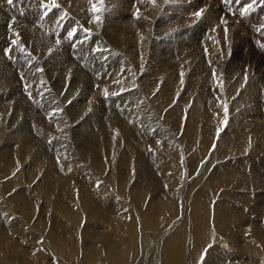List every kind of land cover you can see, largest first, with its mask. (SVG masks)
I'll return each instance as SVG.
<instances>
[{
	"label": "rangeland",
	"instance_id": "obj_1",
	"mask_svg": "<svg viewBox=\"0 0 264 264\" xmlns=\"http://www.w3.org/2000/svg\"><path fill=\"white\" fill-rule=\"evenodd\" d=\"M94 1L100 2V0H94ZM94 1L92 2V0H89V2H92V3H88L87 0H85L84 3L86 2L85 4H87V5L83 7V10H85V8L88 6V4L89 5L94 4ZM103 1H105V0H103ZM103 1L101 2L102 6H100V7L101 8L104 7V9L102 8V10H101V8L99 7L100 9L99 8L98 9L100 12L99 11L95 12V9H86L85 10L86 13H84V11L83 12L77 11L76 13H74L72 15L73 20L71 19L70 20L71 22L69 21L68 23L64 24L65 25L64 28L61 29V37L57 38V40H59V43H57V40L51 41L49 39L50 47L48 48L46 53H41L39 55V57L41 58L40 62L42 64L46 63V62H44V61H46L45 59H47V61H49L51 59L50 63L49 62L47 63V65L51 66V68H52V64H53L52 72H53V74H55V77L52 80L48 79L45 76L46 75L45 72H41V73H39V75H40L41 80L44 79V77H46L47 81H49V83L51 84V86H49V87H51V88L48 87V90H51L54 92V93L49 92V95L50 94L53 95V97H51V98H54L55 104L59 105L61 107L64 114L66 113V117L64 115V123L66 125V134L67 135H66V137H64L62 139L67 138V140H69V142H67V143L69 144L71 149H73V151L75 153H80V155L82 156V164L81 165H84L85 170H83V171L80 170L82 173L81 172L79 173L78 170L74 171L73 173H70L69 169L60 170V168H61L60 161L56 157L55 152H53L54 150L52 149V147L47 144L49 142H46L47 145L42 144L41 140L38 138V134L36 132V131H38V128L40 127V125H39L40 124V118H38L37 115L40 112L39 108H41V107L39 105H37L39 108H37V107L33 108V105H36V103H34V102H36V100H34L33 97H31V93L33 92V90H31V88H29V85L28 86L23 85L21 82V79H23V81H24V77H21V79H20L18 73L16 71H14L12 74L14 82H17L18 84H20V86L22 85V89L20 91H18L20 93L22 92L21 96H19L20 95V93H19L17 95V97H21V99L19 98V101H24L27 99L26 95L28 94L32 100V101L30 100L32 107L30 105V102H26V103L23 102V104L21 106H19L20 110L15 103H14L15 107H13L14 105L10 106V108L12 107V109H10V112L13 111L15 114L13 112L11 114L10 113L8 114V116L11 118V121H10V118L7 116L8 122L6 121V126H5L6 129L4 130L6 132H5V134H3V132H2L1 135H3V136L0 135L1 136L0 140H3V142L1 141L3 145L0 142V150H1L0 151V161H1V165H2V166L0 165L1 166L0 167V201H4V200L6 201L5 202V206L7 208L6 216H8L11 220H17L21 225H23L24 227L31 230L34 234H36V236L38 238L37 242L41 241V244H43V246H44L45 251L42 250V254L46 253L48 258L50 260H54V261H56L55 260L56 256L64 258L68 261L72 258V256H74V258L72 259V264H74L73 260L78 264H111L119 252H121L122 250H129L128 248H125L119 242L120 241L125 242L127 240V238L129 236H131L129 231L131 232L132 227H135L137 225L140 235H142L146 241V244L143 247V250L141 251V253H136L137 257H140V260H142V264H170L169 262H170V255L171 254H173V255L178 254V260H177L176 264H218V263L212 262V261H217V257L215 256L216 253L217 254L220 253L218 256H220L224 259H225L226 254L223 255L222 250L220 251V249H218L216 251L213 248L214 245L211 246L208 244V247H206V248H204L203 246H199L200 239L198 237L194 236L195 233L194 234L191 233V231L193 229V225L190 227V224H192V222H189L188 219H187V221H185V222H188L186 224V228H185V230L187 231V234L184 235V241L180 242V244H179L180 247H178L172 243L169 246H164L163 251L160 253L157 252L156 253L157 256H155V255L151 254L153 252L151 251V246L149 244L150 243H151V245L155 244L158 247L159 245L157 244V242L161 241V239H163V240H164V238L166 239V235H167L168 231L172 232L173 227L175 229L178 225H181L183 223L182 221H184V218H186L188 216V213L184 214V209H185L184 206L186 204V209H187V204L190 203L188 200L189 197L194 198V195H195L197 198L200 199V201H202V199L204 201V199L206 197H207L206 199L208 200V198H209L208 196H210V194H211L210 201L212 200V203H211L212 208H214L213 205H215L219 201H222V200L229 201L232 199L236 200V198H231V197H229V195L227 197L224 195H221L220 193L222 192V190H225V188L223 186L216 188V185L211 183L212 178L215 175H218L217 173L214 172L215 168L218 167L217 165H220V162H222L221 163V164H223L222 169L224 170L223 173H229L232 171H235V172L237 171L238 175L240 176L241 182L252 183L253 187H250V188L248 187L249 189H247L246 187H241L239 189L240 190L239 191L240 196H239V194H237V195H238L239 199L241 198L240 203H239V201L238 202L231 201V203H230L235 208H237V209L239 208V211H237L238 215L236 214V216L233 217V216H231V213H228L227 220H225V221H228V223L223 224V227L221 226L220 223L216 224V226L218 225L217 228L222 230L223 233H226V236H224L222 233H219V234L216 233V235H218L221 238H217V237H215V238L217 241L228 242L227 240L231 236H234V235L236 236L237 246H238V244L240 245L239 248L242 250L243 255L246 257L240 256L242 253L238 254L237 257L240 259L237 258L236 262H238V263L234 262V264H245V262H246V264H249V263H251V264H256V263L257 264H264V244L261 245V241H260V240L264 239V231H263V229H264V227H263L264 226V211H263L264 210V165H263L264 164V135H262L261 132L258 131L259 126L257 124H259L260 120L259 119L255 120V117H257V113H258V110L256 109V106L258 107L257 96L258 95H260L261 97L263 96L261 102H264V91H263V89H264V26H260L259 22H257V20L255 18L251 17L252 12L249 13L248 11H245V10H242V12H240V10H238L239 8L234 6L235 3H237V0H231V2L227 3V4L225 3V0H169V1H166L167 3L164 0L162 2V4L164 2L165 3L163 5L161 4L162 5L161 10L155 12L156 19L151 24H150V21H148V20L146 21L142 11H140V9H142L141 4L136 5L135 7L134 6L131 7V4L126 5V3H125L124 6L119 7V9H118L113 4L109 3L110 5L108 6V3H104ZM126 1H128V0H126ZM248 1H253V3L255 4V3H257L258 0H248ZM105 2H107V1H105ZM194 5H196V6H194ZM105 7L108 9L106 10V12H103V11H105ZM121 8H125L127 15L121 14V12H120V10L122 11ZM134 8H136V9H134ZM261 9H263V7ZM87 11H88V13L89 12L90 13L88 14ZM107 11H110V12L108 13ZM116 11H117V15H116ZM118 11H119L120 15L118 14ZM92 13H98V15H93ZM197 13H201V14L198 16V15H196ZM3 14H4V12H2V13L0 12V22L2 25L5 26V28H3V29H5L8 32L7 28H8L9 23H7L6 25L4 24L7 19L5 18V16ZM99 15H100V17H99ZM110 15L112 16V18ZM1 16H3V17H1ZM8 16H9V14H8ZM91 16L92 17L94 16V17L92 18ZM96 16L99 17V19H97ZM123 16L127 19L125 20V18ZM247 17L249 18V20ZM192 18L197 19L196 22H195V20L193 21L194 25H196V27H194V28H196V29H193L189 32L190 36L187 37V38L190 37L189 39H186V40L180 39V37H182L183 35H186V33L185 32L183 33V31H184V29H186V27L190 26L188 24L192 23V20H191ZM198 18H199V20H198ZM85 20H87V21H85ZM205 20H207V22H205ZM84 21H85V23H84ZM109 21L112 22V25H111V22H109ZM114 21L118 22L117 27H116V24L113 23ZM202 21H203V23H202ZM74 22H75V24H74ZM70 23H71V25L73 24V26H72L73 28L71 27ZM101 23H103V25ZM104 23H105V25H104ZM135 23L143 25V28H141L140 30L142 32L143 31L147 32V35L145 37L141 36L140 32L138 33V30L136 28H134ZM107 24H109V25H107ZM149 24H150V26H149ZM197 24H199L198 25L199 27L197 26ZM224 24L227 26V28H226V26H224ZM77 25H78V27H77ZM79 25H81V26H79ZM85 26H87V27H85ZM217 26H218V28H217ZM74 27L76 29V33H77V31H80L83 33V34L80 33V35H82V37L85 35L86 37L84 36V38H82L79 36H74V38H68L66 34L69 31H72V29H74ZM125 27H127V28L125 29ZM110 28L115 30V31H113V30L111 31ZM77 29H79V30H77ZM86 29H88V30H86ZM108 29H110V30H108ZM221 29H224V32H222ZM107 30H108V32H107ZM220 31H221V34L219 35L218 32H220ZM96 32H98L99 34L98 33L96 34ZM179 32H182V34L180 35ZM225 32H227L226 35H224ZM76 33H75V35H76ZM207 33H209V34H207ZM213 34L216 35L215 40L218 37H220L222 34H223L222 35L223 39L226 38L225 36L229 37L228 41L223 42V43H225V46L223 49L225 51H223V52H225L226 55H224L225 53H223V56H221L220 60H222V61H219V65L221 66V67H219V69L215 68V66L218 63H215L216 59L214 58V55L212 54V53L215 54V50L211 51L210 50L211 47L209 46V44H211V42H212L211 41L212 39L210 40L209 38ZM89 36H91V37L89 38ZM87 37L89 39H87ZM93 37H96L97 39H99V41L95 40L96 38H93ZM152 37H153V40H152ZM82 39H84V40L86 39L91 44V46H90L91 48L89 47L90 49H88L89 51L85 50L84 54H83V51L76 52V48L79 47V43L81 42ZM93 40H94V42H93ZM189 40L193 41V43H191ZM218 40L219 39H217L216 41H218ZM95 41H96L97 46L95 44ZM207 41L209 43H205ZM64 43H65V46H64ZM98 43H100V45H98ZM151 43H153V45H156L155 46L156 50H158L157 54H155V56H154L155 58H152V56L150 54L151 48L153 47V46L151 47ZM59 45L60 46L63 45L62 48ZM101 45H102V47H101ZM114 46H117V47H114ZM103 47L106 50H113L114 52H116V54H113V56H116L118 59L120 58L119 59L120 60L119 65H113V67H112L110 64V66H109V65H107L106 62H104L103 59H98L97 61L92 62L91 58H89L88 55L86 54V51L98 53L99 51H97V49H100L101 52H103ZM197 47H199V48H197ZM64 49L66 50L68 55L66 53H64ZM65 54H66V56L64 57L65 58L64 59L63 56ZM76 54L79 56H77ZM194 54H195V56H194ZM56 55H58V56H56ZM81 56L84 58H82ZM224 56H225V58H224ZM57 58H58V62H60V63H58L59 66L57 65ZM213 58L215 59L214 61H212ZM99 61H101V62H99ZM69 62H71V63H69ZM54 63H56V64H54ZM92 63L95 66H93ZM126 63H127V66H126ZM208 63H210V64H208ZM223 63H224V65H223ZM207 64H208V67L206 66ZM72 65L75 69L72 67ZM98 65H99V67H98ZM134 65L139 66V68H137V67L135 68ZM143 65L146 66L147 69ZM159 65H160V67H159ZM212 65H214V66H212ZM32 66H34V65H32ZM61 66H63V67L61 68ZM119 66H122L123 69H121L122 67L119 68ZM27 67H26L27 70L31 68V66H29V65ZM126 67H127L128 74H130L131 76H133V73H134L135 75L133 77L138 76L139 78H143V80H142L143 82L140 83V81L138 82V80H137L136 82L138 84L135 83L136 86L138 87V89H140L139 92L140 93L142 92L141 96H142V99L144 100V102L146 104L144 111L146 114L149 112L148 113L149 117L146 116V114H145V116L143 118H144L145 122H149V124H151V125L153 124L155 126V128H153L151 126L148 127V125H147V131L145 133V136H143L144 133L142 134L139 130V127L134 123L135 121L133 122L134 116L141 115L140 113H142L141 112L142 107L138 108V106L135 104L136 106L134 105V108L136 109V111L134 113H132V115H131L130 114L131 112L128 110L129 108L124 104V101L121 97L122 93L119 90L113 88V84H112V83H114L113 72L115 74V71H116V70L114 71L113 69H117V71H118V68H119L120 69L119 73H123L124 68H126ZM157 67H159L160 70ZM209 67L217 69V74L219 77L217 76V79L215 78L216 81L214 80V78L208 79L211 81H208L205 79L208 72L212 69ZM101 68H103L104 70L102 69V71H101ZM154 68H155L156 72H155ZM186 68H188V69H186ZM224 68H226V69H224ZM59 69H61L60 70L61 72L58 71ZM143 69L145 70V72L143 71ZM97 70H98V72H97ZM146 70H147V73H146ZM223 70H224V72H223ZM110 71H112V72H110ZM158 72H159V74L161 72L160 75H163L162 73H164V76H160V78H158L159 77V75L157 74ZM205 72H206V75H204ZM56 73L58 74V77H56L57 76ZM167 73H169L168 74L169 78L167 77ZM59 74L64 75L63 78L61 77L62 82L64 81L63 86L58 85V83L60 82V80H59L60 75ZM65 74L66 75L68 74L69 76L68 75L66 76ZM77 74H80V75H77ZM81 76H83V78ZM94 76H96V77H94ZM152 76H153V78H152ZM94 78L95 79L97 78L96 81ZM109 78H111V79H109ZM225 78L228 79V80L226 79V82H225ZM146 79H148V80L146 81ZM165 79L166 80L168 79V80L166 81ZM97 80H100V81H97ZM55 81H56V83L54 85ZM66 81H69V82H66ZM217 81H218L217 84L221 83L219 85V92H216V90H214L216 83H213V82H217ZM79 82H80V85H79ZM150 82H152L153 84L154 83H160V82L161 83L156 84V85L155 84L153 85L151 83V86H150V85H148V84H150ZM166 82H168V83H166ZM224 82L226 83L225 85H224ZM205 84H208V85H205ZM81 85H82V87H81ZM96 85H98L99 87ZM106 85H108V86H106ZM110 85H112V87ZM139 85H140V87H139ZM152 85L158 86V87L155 88ZM195 85H197V86H195ZM58 86L62 88L63 92L60 90L61 88L57 89ZM84 86L87 88H84ZM202 86H204V87H202ZM211 86H213L214 88L212 87V89H211ZM152 87L154 88V90L152 89ZM161 87H163L162 89H165L166 91L162 90ZM70 88L72 89V91ZM150 89H152V90H150ZM170 89L172 90L171 92H169ZM57 90H58V92H57ZM93 90L95 92H93ZM133 90L134 89H127V90H124L123 93H129V92H132ZM144 90H146V91H144ZM158 90L162 91L163 94H162V92H159ZM201 90L203 92H201ZM65 91H66V93H65ZM74 91H76V93H74ZM79 91L83 92V94ZM99 91H100V93H99ZM143 91L146 94H144ZM157 91L159 94L157 93ZM235 91H237V93ZM67 92H69L70 94L72 93L71 96ZM151 92H153V93H151ZM25 93H27V94H25ZM106 93H107V95H106ZM168 93H172L173 95L170 94V96H169ZM64 94H65V96H64ZM157 94H158V96H157ZM165 94L166 95L168 94V95L166 96ZM67 95L69 96V98ZM102 95H103V97H102ZM12 96L8 97V100L3 101V103H9L10 101H12L13 100ZM59 96H60V98H59ZM88 96L90 97V99ZM91 96H92V99L94 100V103H93V100L90 101ZM197 96L199 98H197ZM252 96H253V99H255V100L251 99ZM164 97H166V98H164ZM171 97H172V99H171ZM189 97H191V98H189ZM222 97H224V99ZM24 98H26V99H24ZM47 98H50V96ZM61 98H63V99H61ZM80 98L82 100H80ZM119 98H121V100ZM156 98H158L157 100L161 101V103L160 102L158 103V101H156ZM208 98L209 99L211 98L210 99L211 101ZM97 99L99 102H97ZM196 99L199 100L198 104H196V101H197ZM217 99H219V100H217ZM241 99L244 100V102H240ZM207 100L210 101L211 103L208 102ZM226 100H228V101H226ZM84 101H86V102H84ZM174 101H175V103H177V105L178 104L179 105L177 106L176 104H174ZM219 101H222L223 104H220L221 102L219 103ZM90 102L93 104H91ZM164 102L167 104H165ZM238 102H240L239 103L240 105L238 104ZM64 103L67 106V108H66V106H63ZM78 103H80V104L78 105ZM88 103L91 104L90 107H92L94 109V111L97 107L96 110L98 113L97 112L95 113L93 111V109L89 107ZM107 103H108V105H107ZM208 103L210 104V106H209L210 108L208 107V105H209ZM224 103H226V104H224ZM246 103H248V105ZM24 104H26V105H24ZM98 104H100V105H98ZM119 104L121 107L120 106L117 107V105H119ZM92 105H94V107ZM211 105H213V107H216V109L213 108ZM221 105H223V106H221ZM238 105H239V107H238ZM87 106H88V108H87ZM235 106H237V107H235ZM63 107H65V108L63 109ZM73 107H75V108H73ZM111 107H113V109H111ZM122 107H123V109H121ZM183 107H184V109H183ZM76 108H77V110L82 109L80 111V113L82 112L81 115L79 114V111L76 110ZM236 108H239L240 110L236 109ZM15 109H16V111H14ZM91 109H92V111H91ZM222 109H223V111H222ZM224 109H227L228 112H226V110L224 111ZM242 109H244V110H242ZM258 109L260 111L263 110L261 112H262V115H264V107L263 108L260 107ZM66 110L68 112H66ZM73 110H76V111L73 112ZM139 110H141V111H139ZM147 110H148V112H147ZM177 110L178 111L180 110L181 112L180 111L177 112ZM88 111H90V112H88ZM137 111H139L140 113ZM206 111H208V112L210 111V112L208 113ZM217 111H221L223 114H221V112H218L221 114L220 115L217 113ZM234 111H236V113ZM49 112L52 114V112H54V111L49 110ZM87 112L90 113L91 115H88ZM136 112L139 113V115ZM160 112L164 116H162ZM19 113H20V115H18ZM23 113H24V115L22 116ZM67 113L69 114L70 118L68 117ZM182 113H184V114H182ZM196 113H197V116H196ZM211 113H213V115H211ZM237 113L239 115H237ZM109 114H111V116H109ZM125 114H128V115H125ZM172 114H174V115H172ZM179 114H181L182 117ZM185 114L187 115V118H186ZM198 114H200V116ZM203 115H205V116H203ZM14 116H16V118ZM81 116H83V117H81ZM169 116H171V117L168 118ZM179 116L181 118H179ZM214 116H217V117H214ZM19 117H20V119H19ZM104 117H105V119H104ZM113 117L116 120L115 119L113 120ZM127 117H128V119H127ZM172 117H173V119H172ZM176 117L180 121L178 119L175 120ZM199 117L201 118V121L203 120L202 123L200 122ZM207 117H209V118H207ZM220 117H222V119H224V118L225 119L222 120ZM245 117L248 120H246ZM21 118H23V119H21ZM32 118H34L33 121H31ZM195 118L198 120V123H197V121H195L196 120ZM203 118L205 119V121ZM214 118H215V120H214ZM216 118H217V120H216ZM93 119H94V121L92 124L91 121ZM98 119L99 120L102 119V120L98 121ZM117 119L119 120V122L123 121L121 123H123V126H125L127 130H128V126L130 124L134 123L133 124L134 126L130 127V128H132L131 134L133 136L132 137L133 139L127 137L129 140L128 142H127V139L120 140V142L118 144V146L119 145L120 146L117 149L118 150L117 155L115 157L110 156L111 160H110V158L104 159V158L109 157V156H104L105 155V154H103L104 151L101 153L98 149L94 150V152L92 151L93 156L95 158L90 156L88 154V152L90 153V151L87 152L86 150H89L88 149L89 145H93L95 143L94 140L97 139L95 134L97 133V136H98V134L101 133L100 131H104V128L107 125H111L112 123L114 124L115 122L118 123ZM153 119L155 120L154 121L155 124L152 122ZM164 119L166 121L168 120L169 122H166ZM189 119H190V121H189ZM34 120H36V121H34ZM184 120H185V122H184ZM192 120H194V121H192ZM210 120H211V122H214V123L216 121H218V122H216L217 125L211 123ZM233 120H235V121H233ZM261 120H262V118H261ZM29 121H30V124H32V125H29V127H28ZM172 121H173V123H172ZM206 121L209 123H207ZM67 122H68V124H67ZM72 122L74 123V125ZM75 122H77V123H75ZM178 122L180 123V125ZM204 122L206 124H204ZM191 123L193 125H191ZM218 123H219V126H218ZM220 123L223 125V128H221L222 125H220ZM17 124H18V126H17ZM48 124L51 126H54L50 122H48ZM185 124H186V126H185ZM93 125H95L97 127H95ZM182 125H184V126H182ZM196 125H198V126H196ZM245 125L247 127H245ZM180 126H181V129H180ZM187 126H188V128H187ZM189 126H191L193 129L191 127L189 128ZM203 126L206 128L204 129ZM8 127L9 128L11 127V129H9ZM89 127H92V128L94 127L93 130L96 132H94L92 130V128H89ZM197 127H199V129ZM24 128H25V130H24ZM26 128H27V130H26ZM76 128H79L78 129L79 131ZM83 128H85L86 130ZM87 128H89V130ZM213 128H217V129L213 130ZM254 128L257 131H255ZM188 129H189V131H187ZM243 129H248V130L244 131ZM8 130H10L11 132H9ZM14 130L16 132H14ZM23 130L25 132H30L33 134L34 138L36 139L35 143L37 144V147L39 146L38 147L40 149V150L38 149L39 151L38 150L36 151V148H35L36 145L33 147V152L28 150L29 154H28V151L26 149H23L25 145L31 144V141L28 138H25L21 135V134L25 133V132H23ZM191 130L192 131L194 130V132H192ZM196 130H198V131H196ZM209 130L212 132V134ZM252 130H253V132H251ZM134 131L136 133L139 131V133L142 135H140V134L138 135ZM148 131H149V133H148ZM248 131H250V133ZM90 132L93 134H91ZM247 132L250 136L247 134ZM195 133H198L199 135L197 134V136H196ZM78 134H80V135H78ZM181 134L182 135L184 134L183 135L184 138H182ZM193 134H195L196 137H194ZM93 135H94V137H92ZM149 135H150V137H149ZM208 135H210V136H208ZM241 135H242V137H241ZM243 135H245V136L248 135V138L244 139ZM8 136L10 138H8ZM89 136L91 137V139L89 138ZM138 136L139 137L141 136L140 138L142 140ZM147 136L149 138H147ZM186 136H188V137H186ZM207 136H208V138H207ZM251 136H252V138H251ZM79 137H81V138H79ZM209 137L211 139H209ZM7 138H8V140H7ZM13 138H14V140H13ZM186 138H188V139H186ZM194 138H196V139H194ZM200 138H203L204 140L201 139L200 142H198ZM184 139H186V141ZM77 140H81V141L77 142ZM90 140L91 141L93 140V141L91 142ZM180 140H182V141L180 142ZM210 140H211V143H210ZM142 141L145 143H143ZM146 141H148V142H146ZM39 143H41V144H39ZM155 143H157V144H155ZM160 143H161V146H159ZM173 143H174V145H172ZM179 143H180V145L182 143L184 145L182 144L180 146ZM209 143L212 145L210 146ZM78 144H79V146H78ZM164 144L166 146H164ZM186 144H188V145H186ZM243 144H244V147L241 148V146ZM247 144H250L249 147ZM141 145H143V146L145 145L144 146L145 148H143ZM169 145H170V147H169ZM147 146H148V148H147ZM151 146L153 147V149L155 151H151V149H152ZM172 146H174V147H172ZM177 146L180 148H178ZM184 146H185L186 150H185ZM195 146H198V147L195 148ZM218 146H219V148H218ZM135 147L138 149H136ZM20 148L23 149V151H25L26 157H25L24 153H22ZM42 148H43V150H42ZM82 148H83V150H82ZM244 148H245V150H244ZM250 148L251 149L255 148V149L251 150ZM257 148H258V150H257ZM2 149H4V150L2 151ZM176 149L178 150L177 152H176ZM237 149H238V151H237ZM100 150H102V149H100ZM170 150L172 152H173V150L175 151V152H173V154L177 153L176 154L177 156L175 158L174 157L172 158L173 154ZM214 150H215V152H214ZM255 150L258 151V153H254ZM81 151L84 152V156H83V153ZM185 151H187V153ZM191 151L193 154L191 153ZM250 151H253V152H250ZM14 152H16V153H14ZM96 152H97V154H96ZM99 152L101 153V155L103 154V156H101ZM240 152H242V153L240 154ZM50 153H52V154H50ZM92 153H90V154H92ZM189 153H191V154H189ZM12 154L14 155L13 157H12ZM15 154H18V155H15ZM122 154H123V156H122ZM23 155H24V157L22 158ZM184 155H186V156H184ZM15 156L19 159L18 161H17V158L14 159ZM18 156L19 157L21 156V157L19 158ZM27 156H29V157H27ZM79 156L73 157V159L78 160ZM87 156H89L91 159L93 158L94 160L92 159V162L96 161V162H94V163H96V165L94 163L91 164L89 161L90 158ZM136 156H137V158H135ZM169 156H171V157H169ZM190 156H192V158ZM102 157H104V158L102 159ZM125 157H126V159L124 160ZM235 157H236V159H235ZM39 158L42 161L39 160ZM45 158L47 160H49V163ZM49 158H52L53 160L55 158L59 161L58 162L57 160H54L55 162H57V163H55V166H56L55 173L57 172L55 176H57L59 174L58 179H57L59 182L57 181L58 182L57 183L55 181V183H57V184L54 183L53 185H56V186L60 185L59 188L57 186V189L60 190V191L58 190V192H59L58 194H61V197L63 199H61L59 195L53 194V193H57L56 190H55V192H54V190H52L53 192H49L51 190V188L49 189V183L47 181L44 182L46 184V186H45V184H42V180L45 177H47V175H50V172H48V173L45 172L50 165V159ZM230 158H233V159H230ZM26 159L27 160L29 159V161H26ZM188 159H189V161H187ZM2 160L4 162H2ZM100 160L102 162L101 163L102 166L104 163L108 166L107 162L108 163L110 162L109 167H107L104 164L108 168L107 169L105 167L107 170H105V169L103 170L104 166L101 167L100 165H97V164H100ZM143 160H144V162H142L141 164L145 163L147 165L146 166L147 169H142L140 174L142 172H145L142 179L145 182H149V184H143L142 183L143 181L139 182V180H141V178L139 176H137L139 173L137 170H135L137 168V166L140 164L139 162H141ZM181 160H182V162H181ZM254 160H256V161L254 162ZM257 160H258V162H257ZM5 161H7V163ZM105 161H107V162H105ZM39 162H40V164H39ZM135 162L138 164H136ZM162 162H165V163L162 164ZM4 163H5V167H3ZM257 163H259V164H257ZM25 165H27V166H25ZM59 165H60V168H59ZM88 165H92V166L89 167ZM129 165L135 171L129 169L130 170V172H129L128 171ZM164 165H165V167H164ZM173 165H175L174 167H176V169L178 170V172L176 174H175V169H174ZM208 165H210V166H208ZM98 166L101 167V169H99ZM23 167H25V168L23 169ZM28 167H29V169H27ZM141 167H142V165H141ZM256 167L258 169H255ZM15 168H17V169H15ZM88 168H90V169H88ZM92 168H93L94 172H93V170H91ZM153 168L155 170L160 169V172L162 173V175H160L159 180H163V179L165 180L166 175H171V176L177 175V177L180 180L182 179V181H180V182L183 183L182 186H184V188H183L184 190H182V192H180V194H179L180 197L178 196L177 198H171V200H170V195H167L168 194L167 192H163L164 194H162V195H160L158 193L159 191H157V190H160L159 186H161V184L157 181V179H156L157 176L154 177V175H156V174H154L153 171H155V170ZM242 168H243V170H241ZM35 169H36V171L38 169V172H36ZM95 169H96V171L100 172L101 174L100 173L97 174L98 172L95 173ZM208 169H209V171H206ZM27 170H29V173ZM42 170L44 173L42 172ZM149 170L154 175L150 174ZM256 170H257L258 174H256ZM32 171L35 172L36 174L33 173ZM204 171H206V172H204ZM61 172H62L63 176H65V177L60 176ZM64 172L65 173L67 172L69 174L64 175ZM183 172H184V174H183ZM244 172H245V174H244ZM248 172H249V174L246 175ZM261 172H262V174H260ZM38 173H40V174H38ZM136 173H137V175H135ZM72 174H74L76 179H73L74 176H71ZM242 174H243V177H242L243 179L241 178ZM250 174H252V176L255 174L256 176L254 175L252 178ZM36 175H37V178H36ZM78 175H79V177H78ZM85 176L87 178H85ZM152 176L154 178H152ZM246 176L248 178H246ZM42 177H43V179H41ZM38 178L41 179V180L39 179L40 182H39V180L37 181ZM78 178H80V179H78ZM103 178H104L105 182H103ZM206 178H207V180H206ZM244 178H245V180H244ZM64 179H65L64 182L68 181L69 182L68 184H70L69 186H73V188L74 187L77 188L79 186V188H77V189L80 190L79 192H81V193L80 194L76 193V195H74V196H76V197L79 196L81 198V200H79L80 202L78 201V203H77L76 200H75V202L73 200V202H74L73 205H71V206L67 205V203L65 201L66 198L64 197V193H63L65 191V190L63 191V189H64L63 187H65V186L62 187V185H66L65 183L62 184ZM71 179L73 181H71ZM91 179H93L94 182ZM246 179H248V180H246ZM74 180H75V182H74ZM204 180H205V182H204ZM61 181H62V183H60ZM37 182L41 183V184L38 185ZM207 182H208V184H207ZM3 183H5V184H3ZM75 183H76V185H74ZM102 183H107V184H102ZM80 184H82L83 186L80 187ZM134 184H135V186H134ZM103 185L104 186L106 185V186L104 187ZM213 185H215V186H213ZM254 185H256V186H254ZM88 186L90 187L89 189H88ZM96 186L98 187V189H96L97 188ZM140 186H141V188H140ZM150 186L153 188L152 191L150 189ZM83 187H85V189H83ZM92 187H96V188H92ZM133 187H134V189H133ZM204 187L206 188V190ZM47 188H48V190H47ZM54 188H55V186H54ZM76 188H74V189H76ZM102 188L103 189L105 188V190L108 189L110 194H112V198H111V195H109V193L107 192L108 190L105 191ZM143 188H146V189H143ZM207 188H208V190H207ZM242 188L244 189L245 192H243ZM34 189H36L37 191L36 190L34 191ZM87 189L89 192L87 191ZM93 189H94V191H93ZM141 189L146 190V191L143 193V190H141ZM147 189H149V190H147ZM209 189L212 190V193L213 192L214 193L212 194L209 191ZM189 190H191V191H189ZM214 190H219L220 192L218 191V193L221 196L218 193H215ZM97 191H98L99 197L102 195V193L100 194V192H103V195L108 196L107 198H105V196H103V195L100 197V199L103 198L102 200H104V199L107 200V202H106L107 206L102 205L103 206L102 207L98 202L95 201L97 199L94 195L96 194ZM147 191H148V194L146 193ZM246 191H247V193H246ZM83 192H85V193H83ZM106 192H107V194H106ZM152 192H155V193H152ZM192 192H193V194H192ZM69 193L71 194L70 190H69ZM156 193L159 196H157ZM244 193H246V194H244ZM22 194H23V196H22ZM39 194L42 196V199H41V196H39ZM73 194L74 193H72L71 195H73ZM85 194L87 195L86 197L89 198L88 203H89V207L91 210L90 212L87 211V208H86V212H85L84 211L85 209H81L83 207L79 206L82 203L85 205V203H84V202H86ZM92 194H93L94 198L91 197ZM216 194H218V195L216 196ZM30 195L33 196V199L31 198L32 196H30ZM45 195L48 198L50 197L49 198L50 200L47 197H45ZM244 195H247V196H244ZM1 196H3L4 199ZM51 196L53 198H51ZM187 196H189V197H187ZM204 196H206V197H204ZM218 196H220V197H218ZM248 196H249V198H247ZM251 196H252V198H251ZM11 197H12V199H11ZM82 197L84 199H82ZM145 197H146V199H145ZM242 197H243V200H242ZM43 198L45 200H43ZM54 198H56V199H54ZM114 198L116 199V201L113 203ZM155 198L157 201L155 200ZM227 198H229V199H227ZM8 199H10V200H8ZM126 199H127V201H126ZM244 199H248V200H245L246 201L245 202ZM36 200H37V202H36ZM41 200H43L42 204H41V202H39ZM51 201H53V202H51ZM31 202H32V204L35 205V207H33ZM46 202H48V204ZM110 202L112 205L111 207H109ZM180 202H182V203H180ZM36 203H38V204H36ZM154 203H156L157 206H155L156 204H154ZM161 203H167L169 208H172V210L170 212H168V210H166L162 206ZM76 204H77V206H76ZM114 204L117 207L113 206ZM120 204H121V206H120ZM123 204L126 206V208H125V206H123ZM13 205L16 206V207H14L15 213L11 212V206H13ZM20 205L24 207L23 213H19V210L17 209V206H20ZM49 206H51V207H49ZM254 206H256V209L253 208ZM73 207H74V209H77V207H78V209H77L78 211H76V210L74 211ZM177 207H178V209H177ZM44 208H45V210L49 211L50 213H46V211H43ZM47 208H49V209H47ZM52 208H54V210ZM127 208L129 209L130 212L128 211ZM51 209H52V211H51ZM67 209L70 210L71 212H68ZM182 209H183V211H182ZM80 211H83L84 213H82ZM113 211L117 212L115 214H119L118 216L116 215L117 218H115ZM126 211H128V212H126ZM55 212L58 215H60L59 216L60 218L55 215ZM75 212L77 213V215ZM127 213H129L130 215H128ZM175 213H177L178 218L176 217V218L171 219ZM78 214L81 216L79 217ZM107 214L108 215L110 214V215L108 216ZM181 214H184L185 216L181 215ZM131 215L133 216V218H130L132 222L130 221V219H129V221H128V219H126V218H128V216L131 217ZM62 216L64 217V219L65 218L67 219V220H65V222L69 221L71 223L70 224L68 222L67 225H70V226L72 225L75 229V233L66 232L61 227L60 222L63 221ZM122 216H123V218L125 217L124 219H126L127 222H125V220H123V218H122V220L120 222L123 223V225L122 224L121 225L124 227H127L130 225L128 227L130 229L127 228L126 232L123 233L122 235L117 234L118 237L116 235H113L112 237L105 236V235L97 232L96 230L91 229V227H93L95 229L97 228L98 230L104 232L105 226H108V228H111L112 227L111 225H113L112 222L114 223L116 220L118 221V219H119L118 217L121 218ZM232 217H233V220H232ZM78 218L82 221V224H79L80 220L78 221ZM114 218H115V221L112 220ZM132 219H135V220H132ZM214 219H216V218H214ZM190 220H192V217H190ZM216 221H217V219H216ZM127 223L129 225H126ZM212 223L214 224L215 222L213 221ZM207 227H209V226H207ZM210 227H212V226H210ZM261 228H263V229H261ZM138 229H136V230H138ZM111 230H114V228L108 229L107 231L109 233H111ZM214 230L215 229L213 228V232L218 231V230H215V231ZM163 233H164V235H163ZM259 235H261L260 237H262V239L257 240L256 237ZM119 236H120L121 240L118 241ZM124 236H126V237H124ZM148 242H149V244H148ZM49 244H51V247ZM257 244H259V245H257ZM217 245H222V244L217 243ZM211 247L213 250H215V251H213V255L208 254ZM243 247H245L246 249L245 248L243 249ZM25 250H26L27 255L31 254L27 249H25ZM241 250H240V252H241ZM43 252H45V253H43ZM214 253H215V255H214ZM143 255H144V257H143ZM132 259L133 260H128L123 264H135L136 263V256L135 255L132 256ZM251 260H253V261H251ZM248 261H249V263H248ZM18 263L24 264L20 260H18Z\"/></svg>",
	"mask_w": 264,
	"mask_h": 264
},
{
	"label": "bare ground",
	"instance_id": "obj_2",
	"mask_svg": "<svg viewBox=\"0 0 264 264\" xmlns=\"http://www.w3.org/2000/svg\"><path fill=\"white\" fill-rule=\"evenodd\" d=\"M84 1L85 0H13V3L12 4H9L8 3V0H0V12L2 13V12H4V16H5V18L7 19H5L6 21H5V25L7 24V23H9V25H8V32L5 30V29H3V28H5V26L4 25H2L1 24V22H0V135L2 134V132H3V134H5V132L6 131H4L5 129H6V121H7V116H8V114L10 113H12L13 111H11L10 112V109H12V107L10 108V106H12V105H14L13 107H15V104L18 106V108H19V110H20V107L19 106H21L22 104H23V102L24 103H26V102H30V100H31V98H30V96L27 94V93H25V94H27L26 95V97H27V99L26 98H24V99H26V100H24V101H19V98L21 99V97H17V95L20 93V92H18V91H20L21 89H22V85L20 86V84H18L17 82H14V80H13V77H12V74H13V72L14 71H16L17 73H18V75H19V77H20V79H21V77H24V81H23V79H21V82H22V84L23 85H26V86H28L29 85V88H31V90H33V94L31 93V97H33V99L34 100H36V102H34V103H36V105H33V108H39L37 105H39L41 108H39L40 109V112L38 113V115H37V117L38 118H40V127L38 128V131H36L37 132V134H38V138L41 140V143L42 144H44V145H49V146H51L52 147V149L54 150L53 152H55V155H56V157L58 158V160L60 161V165H61V168H60V165H59V168H60V170H66V169H69L70 170V173H73L74 171H79V173L81 172L80 170H85L84 169V165H81L82 164V156L80 155V153H75L74 151H73V149H71V147L69 146V144L67 143V142H69V140H67V138H65V139H62V138H64V137H66V125H65V123H64V115H65V117H66V113L64 114V112L62 111V109H61V107L59 106V105H56L55 104V100H54V98H51V97H53V95L52 94H50L49 95V92H51V93H54L53 91H51V90H48V87L49 86H51V84L49 83V81H47V79H46V77L48 78V79H53L54 77H55V74H53V72H52V68H53V64H52V68H51V66H49V65H47V63L49 62L50 63V61H51V59L49 60V61H47V59H45L46 61H44V62H46V63H41L40 62V57H39V55L41 54V53H46V51L48 50V48L50 47V44H49V39L51 40V41H55V40H57V38H60L61 37V29H63L64 28V24H66V23H68L72 18H73V14L74 13H76L77 11H84V13H86L85 12V10L86 9H95V12H98L99 11V9L101 8L100 6H102L101 5V2L103 1V0H100V2L99 1H94V0H92V2L94 1V4H88V6L85 8V10H83V7L84 6H86L87 4H85L84 3ZM105 1H107V2H105ZM105 1H103L104 3H108V6L110 5V4H113L114 6H116V8H118L119 9V7H122V6H124V4L126 3V5L127 4H131V7L132 6H136V5H140L141 4V6H142V9H140V11H142V13H143V15H144V17H145V19H146V21L148 20V21H150V24L152 23V22H154V20L156 19V14H155V12H157V11H159V10H161V8H162V5L166 2V1H169V0H165V2L162 4V2L164 1V0H128V1H126V0H105ZM87 2L88 3H92V2H89V0H87ZM103 3V4H104ZM110 3V4H109ZM167 3V2H166ZM209 3V2H208ZM252 4L253 6L250 8V9H247V5L248 4ZM85 4V5H84ZM162 4V5H161ZM218 4V3H217ZM53 5H55V6H53ZM104 6V5H103ZM106 6V5H105ZM194 6H196V5H194ZM233 6V5H232ZM234 6H236V7H238L239 9L238 10H240V12H242V10H245V9H247V11L250 13V12H252L251 14H252V16L251 17H253V18H255L256 20H257V22H259V24H260V26H264V0H258L257 1V3H253V1H248V0H239V2H237V3H235V5ZM100 7V8H99ZM182 7V6H181ZM224 7V6H223ZM263 7V9H261ZM99 8V9H98ZM103 9H104V7H102ZM102 8H101V10H102ZM112 8V7H111ZM138 8V7H137ZM98 9V10H97ZM108 8H106L105 7V11H103V12H106V10H107ZM114 9V8H113ZM117 9V10H118ZM122 9V11L120 10V12H121V14H126V11H125V8H121ZM132 9V8H131ZM134 9H136V8H134ZM232 9V8H231ZM236 9V8H235ZM261 9V10H260ZM233 10V9H232ZM226 11V10H225ZM100 12V11H99ZM102 12V11H101ZM108 13L110 12V11H107ZM7 13V14H6ZM87 13H88V11H87ZM90 13V12H89ZM88 13V14H89ZM248 13V14H249ZM8 14H9V16H8ZM93 15H98V13H92ZM105 14V13H104ZM114 14V13H113ZM118 14L120 15V13H119V11H118ZM84 15V14H83ZM87 15V14H86ZM116 15H117V11H116ZM127 15V14H126ZM89 16V15H88ZM104 16V15H103ZM111 16V15H110ZM109 16V17H110ZM115 16V15H114ZM1 17H3V16H1ZM92 17V16H91ZM94 17V16H93ZM92 17V18H93ZM97 17V16H96ZM99 17H100V15H99ZM124 17V16H123ZM194 17V16H193ZM196 17V16H195ZM87 18V17H86ZM111 18H112V16H111ZM125 18V17H124ZM137 18V17H136ZM188 18V17H187ZM206 18V17H205ZM210 18V17H209ZM248 18V17H247ZM75 19V18H74ZM89 19V18H88ZM87 19V20H88ZM104 19V18H103ZM106 19V18H105ZM118 19V18H117ZM127 18H125V20H126ZM2 20V19H1ZM73 20V19H72ZM87 20H85V21H87ZM109 20V19H108ZM129 20V19H128ZM192 20V23H189L188 25H190L189 27H186V29H184V31H183V33L185 32L186 33V35H183L182 37H180V39H184V40H186V39H189V38H187L188 36H190L189 35V32L191 31V30H193V29H196V28H194V27H196V25H194V23H193V21L195 20V22H196V20L197 19H191ZM198 20H199V18H198ZM248 20H249V18H248ZM251 20V19H250ZM85 21H84V23H85ZM103 21V20H102ZM113 21V20H112ZM182 21V20H181ZM184 21V20H183ZM254 21V20H253ZM71 22V21H70ZM76 22V21H75ZM75 22H74V24H75ZM105 22V21H104ZM109 22H111V21H109ZM124 22V21H123ZM122 22V23H123ZM205 22H207V20H205ZM209 22V21H208ZM113 23H115L116 24V27H117V21H114ZM132 23V22H131ZM198 23V22H197ZM202 23H203V21H202ZM102 25H103V23H101ZM110 24V23H109ZM109 24H107V25H109ZM150 24H149V26H150ZM169 24V23H168ZM70 25H71V23H70ZM104 25H105V23H104ZM111 25H112V22H111ZM119 25V24H118ZM121 25V24H120ZM199 24H197V26H198ZM203 25V24H202ZM73 26V24L71 25V27ZM76 26V25H75ZM79 26H81V25H79ZM89 26V25H88ZM115 26V25H114ZM123 26V25H122ZM214 26V25H213ZM224 26H226L225 24H224ZM77 27H78V25H77ZM85 27H87V26H85ZM124 27V26H123ZM199 27V26H198ZM209 27V26H208ZM69 28V27H68ZM73 28V27H72ZM89 28V27H88ZM93 28V27H92ZM113 28V27H112ZM119 28V27H118ZM117 28V29H118ZM127 27H125V29H126ZM134 28H136L137 30H138V33L140 32V34H141V36H143V37H145L146 35H147V32H145V31H141L140 29L141 28H143V25H141V24H137V23H135L134 24ZM217 28H218V26H217ZM226 28H227V26H226ZM261 28V27H260ZM74 29H75V27H74ZM85 29V28H84ZM111 29V28H110ZM110 29H108V30H110ZM116 29V30H117ZM262 29V28H261ZM73 30V29H72ZM77 30H79V29H77ZM86 30H88V29H86ZM90 30V29H89ZM108 30H107V32H108ZM113 29H111V31H112ZM227 30V29H226ZM103 31V30H102ZM105 31V30H104ZM113 31H115V30H113ZM216 31V30H215ZM221 31L222 32H224V29H221ZM221 31L220 32H218L219 33V35L221 34ZM106 32V31H105ZM63 33V32H62ZM80 33H82V32H80V31H77V33H76V35L75 36H79V37H82V35H80ZM87 33V32H86ZM98 32H96V34H97ZM111 33V32H110ZM119 33V32H118ZM121 33V32H120ZM212 33V32H211ZM215 33V32H214ZM217 33V34H218ZM226 33L227 32H225L224 33V35H226ZM83 34V33H82ZM85 34V33H84ZM94 34V33H93ZM99 34V33H98ZM107 34V33H106ZM114 34V33H113ZM179 34L181 35L182 34V32H179ZM207 34H209V33H207ZM216 34V33H215ZM67 35V34H66ZM92 35V34H91ZM102 35V34H101ZM223 35V34H222ZM222 35L220 36V37H218L217 39H219L218 41H216L215 40V37H216V35H212V36H210V40L212 41L211 42V44H209V46L211 47V51L212 50H215V54L214 53H212L213 55H214V58L216 59V61H215V63H218L216 66H215V68H217V69H219V67H221L220 65H219V61H222V60H220L221 59V56H223V53H225V52H223V51H225V50H223L224 49V46H225V43H223V42H225V41H228V39H229V37H227V36H225L226 38L225 39H223V37H222ZM85 36V35H84ZM84 36L82 37V38H84ZM94 36V35H93ZM86 37V36H85ZM91 36H89V38H90ZM119 37V36H118ZM205 37V36H204ZM88 37H87V39H89ZM93 38H96V37H93ZM207 38V37H206ZM258 38V37H257ZM62 39V38H61ZM104 39V38H103ZM145 39V38H144ZM65 40V39H64ZM91 40V39H90ZM95 40H98L99 41V39H95ZM152 40H153V37H152ZM66 41V40H65ZM190 41V40H189ZM200 41V40H199ZM70 42V41H69ZM93 42H94V40H93ZM191 43H193V41H190ZM205 43H209L208 41L207 42H205ZM95 44H96V41H95ZM102 44V43H101ZM72 45V44H71ZM98 45H100V43H98ZM56 46V45H55ZM60 46V45H59ZM62 46L63 45H61L60 47L62 48ZM64 46H65V43H64ZM82 46V47H81ZM91 44L85 39H82L81 40V42L79 43V47L78 48H76V52H79V51H83V54L85 53V50H88V49H90L91 47ZM96 46H97V44H96ZM153 46V47H152ZM156 45H153V43H151V51H150V54H151V56H152V58H155L154 56H155V54H157V51L158 50H156V47H155ZM204 46V45H203ZM208 46V45H207ZM90 47V48H89ZM100 47V46H99ZM98 47V48H99ZM101 47H102V45H101ZM114 47H117V46H114ZM74 48V49H75ZM94 48V47H93ZM110 48V47H109ZM112 48V47H111ZM188 48V47H187ZM197 48H199V47H197ZM60 49V48H59ZM114 49V48H113ZM189 49V48H188ZM6 50H8L9 51V53L10 54H8V55H6ZM209 50V51H210ZM89 51V50H88ZM88 51H86V54L88 55V57L89 58H91V60H92V62H95V61H97L98 59H103L104 60V62H106L107 63V65H109L110 66V64H111V66L113 67V65H119V63H120V58L118 59L116 56H113V54H116V52H114L113 50H106V49H104V47H103V52H101V50L98 52V53H93V52H88ZM92 51V50H91ZM50 52V51H49ZM62 52V51H61ZM72 52V51H71ZM75 52V53H76ZM97 52V51H96ZM227 52V51H226ZM64 53H66L67 55H68V53L66 52V50L64 49ZM118 53V52H117ZM209 53V52H208ZM66 54L63 56V58L66 56ZM45 55V54H44ZM47 55V54H46ZM77 55V54H76ZM224 55H226V53L224 54ZM56 56H58V55H56ZM77 56H79V55H77ZM194 56H195V54H194ZM44 57V56H43ZM47 57V56H46ZM82 57V56H81ZM50 58V57H49ZM54 58V57H53ZM76 58V57H75ZM82 58H84V57H82ZM81 58V59H82ZM213 58V60L212 61H214L215 59ZM224 58H225V56H224ZM62 59V58H61ZM65 59V58H64ZM73 59V58H72ZM79 59V58H78ZM55 60V59H54ZM63 60V59H62ZM211 60V59H210ZM43 61V60H42ZM88 61V60H87ZM224 61V60H223ZM228 61V60H227ZM53 62V61H52ZM72 62V61H71ZM71 62H69V63H71ZM99 62H101V61H99ZM125 62V61H124ZM186 62V61H185ZM194 62V61H193ZM58 63H60V62H58V58H57V65L59 66V64ZM91 63V62H90ZM105 63V64H106ZM123 63V62H122ZM197 63V62H196ZM211 63V62H210ZM210 63H208V64H210ZM54 64H56V63H54ZM65 64V63H64ZM76 64V63H75ZM87 64V63H86ZM101 64V63H100ZM208 64L206 65L207 67H208ZM228 64V63H227ZM31 66V68L30 69H28L27 70V66ZM32 65H34V66H32ZM51 65V64H50ZM71 65V64H70ZM82 65V64H81ZM92 65H93V63H92ZM142 65V64H141ZM140 65V66H141ZM149 65V64H148ZM189 65V64H188ZM223 65H224V63H223ZM231 65V64H230ZM15 66V67H14ZM76 66V65H75ZM93 66H95V65H93ZM126 66H127V63H126ZM144 66V65H143ZM212 66H214V65H212ZM227 66V65H226ZM27 67V68H26ZM63 66H61V68H62ZM67 67V66H66ZM70 67V66H69ZM72 67H73V65H72ZM77 67V66H76ZM98 67H99V65H98ZM122 66H119V68H121ZM134 67L136 68H139V66H135L134 65ZM144 67H146V66H144ZM143 67V68H144ZM159 67H160V65H159ZM159 67H157V68H159ZM186 67V66H185ZM229 67V66H228ZM68 68V67H67ZM74 68V67H73ZM79 68V67H78ZM93 68V67H92ZM118 68V71H117V69H113L114 71H115V74H114V72H113V81H114V83H112L113 84V88L114 89H117V90H119L121 93H122V99H123V101H124V104L129 108L128 110L131 112L130 114L132 115V113H134L135 111H136V109L134 108V105L136 104L137 106H138V108L139 107H142V111L141 110H139V111H141L142 113H140L139 111H137V112H139L141 115H139V113H137L139 116H134L133 117V122L139 127V130H140V132L143 134L144 133V135L143 136H145V133H146V131H147V125H148V127L149 126H151V127H153V128H155V126L152 124H149V122H145V120H144V116H145V111H144V109H145V107H146V104H145V102H144V100L142 99V96H141V93L139 92V90L140 89H138V87L136 86V84L135 83H137L136 81L138 80V82L140 81V83L141 82H143L142 80H143V78H139L138 76H135V77H133L135 74L133 73V76H131L130 74H128V72H127V67L126 68H124V72L123 73H119V71H120V69ZM134 68V69H135ZM149 68V67H148ZM156 68V67H155ZM155 68H154V70H155ZM209 68H212V67H209ZM75 69V68H74ZM96 69V68H95ZM102 69L103 68H101V71H102ZM106 69V68H105ZM121 69H123V67L121 68ZM145 69V68H144ZM143 69V71L145 72V70ZM146 69H147V67H146ZM163 69V68H162ZM186 69H188V68H186ZM217 69H214V68H212L209 72H208V74H207V76L205 77V79L206 80H208L209 78H211V79H213L214 78V80H215V78L217 79V76H218V74H217ZM224 69H226V68H224ZM61 69H59L58 71H60ZM72 70V69H71ZM85 70V69H84ZM88 70V69H87ZM92 70V69H91ZM104 70V69H103ZM110 70V69H109ZM159 70H160V68H159ZM57 71V70H56ZM76 71V70H75ZM107 71V70H106ZM105 71V72H106ZM151 71V70H150ZM158 71V70H157ZM41 72H45L46 73V77H44V79H40V75H39V73H41ZM61 72V71H60ZM65 72V71H64ZM69 72V71H68ZM71 72V71H70ZM97 72H98V70H97ZM110 72H112V71H110ZM152 72V71H151ZM150 72V73H151ZM155 72H156V70H155ZM213 72V73H212ZM223 72H224V70H223ZM233 72V71H232ZM58 73V72H57ZM56 73V74H57ZM63 73V72H62ZM82 73V72H81ZM85 73V72H84ZM100 73V72H99ZM102 73V72H101ZM146 73H147V70H146ZM83 74V73H82ZM158 75H159V77L158 78H160V76H164V73H162L163 75H160L161 74V72H160V74H159V72L157 73ZM168 74L169 73H167V77H168ZM176 74V73H175ZM215 74V75H214ZM43 75V76H44ZM60 76H59V80H60V82L58 83V85H61V86H63L64 84H63V82H62V78L64 77V75H62V74H59ZM66 75V74H65ZM68 75V74H67ZM66 75V76H67ZM77 75H80V74H77ZM94 75V74H93ZM149 75V74H148ZM172 75V74H171ZM182 75V74H181ZM204 75H206V72H205V74ZM233 75V74H232ZM65 76V77H66ZM69 76V75H68ZM86 76V75H85ZM150 76V75H149ZM56 77H58V74H57V76ZM62 77V78H61ZM71 77V76H70ZM73 77V76H72ZM82 78H83V76H81ZM93 77V76H92ZM94 77H96V76H94ZM111 77V76H110ZM166 77V78H167ZM219 77V76H218ZM78 78V77H77ZM88 78V77H87ZM86 78V79H87ZM108 78V77H107ZM149 78V77H148ZM152 78H153V76H152ZM157 78V77H156ZM169 78V77H168ZM57 79V78H56ZM95 79V78H94ZM97 79V78H96ZM96 79H95V81H96ZM109 79H111V78H109ZM162 79V78H161ZM226 79L227 78H225V82H226ZM78 80V79H77ZM103 80V79H102ZM148 79H146V81H147ZM156 80V79H155ZM154 80V81H155ZM166 80V79H165ZM168 80V79H167ZM166 80V81H167ZM170 80V79H169ZM228 80V79H227ZM230 80V79H229ZM233 80V79H232ZM97 81H100V80H97ZM105 81V80H104ZM107 81V80H106ZM202 81V80H201ZM208 81H211V80H208ZM216 81V80H215ZM66 82H69V81H66ZM74 82V81H73ZM78 82V81H77ZM109 82V81H108ZM224 82V85L226 84ZM245 82V81H244ZM55 83H56V81L54 82V85H55ZM72 83V82H71ZM82 83V82H81ZM94 83V82H93ZM110 83V82H109ZM151 83L152 82H150V84H148V85H150L151 86ZM161 83V82H160ZM160 83H154L155 85L156 84H160ZM166 83H168V82H166ZM200 83V82H199ZM209 83V82H208ZM213 83H216L215 84V88L213 87V86H211V89H212V87L214 88V90H216V92H219V85L221 84H217L218 83V81L217 82H213ZM228 83V82H227ZM70 84V83H69ZM96 84V83H95ZM101 84V83H100ZM111 84V83H110ZM138 84V83H137ZM153 84V83H152ZM153 84V85H154ZM243 84V83H242ZM68 85V84H67ZM73 85V84H72ZM75 85V84H74ZM79 85H80V82H79ZM143 85V84H142ZM152 85V86H153ZM162 85V84H161ZM205 85H208V84H205ZM223 85V84H222ZM53 86V85H52ZM69 86V85H68ZM77 86V85H76ZM94 86V85H93ZM96 86H98V85H96ZM106 86H108V85H106ZM111 87H112V85H110ZM169 86V85H168ZM195 86H197V85H195ZM242 86V85H241ZM245 86V85H244ZM79 87V86H78ZM81 87H82V85H81ZM99 87V86H98ZM139 87H140V85H139ZM153 87H158V86H153ZM152 87V89L154 90V88ZM165 87V86H164ZM170 87V86H169ZM202 87H204V86H202ZM225 87V86H224ZM49 88H51V87H49ZM59 88H61V87H59L58 86V88L57 89H59ZM84 88H87V87H85L84 86ZM104 88V87H103ZM146 88V87H145ZM149 88V87H148ZM160 88V87H159ZM163 87H161V89H162ZM168 88V87H167ZM171 88V87H170ZM179 88V87H178ZM184 88V87H183ZM71 89V88H70ZM77 89V88H76ZM81 89V88H80ZM98 89V88H97ZM102 89V88H101ZM127 89H134L132 92H129V93H123L124 92V90H127ZM152 89H150V90H152ZM158 89V88H157ZM197 89V88H196ZM210 89V90H211ZM228 89V88H227ZM233 89V88H232ZM30 90V89H29ZM61 91H62V88L60 89ZM64 90V89H63ZM75 90V89H74ZM87 90V89H86ZM162 90H165V89H162ZM199 90V89H198ZM261 90V89H260ZM71 91H72V89H71ZM90 91V90H89ZM110 91V90H109ZM144 91H146V90H144ZM143 91V92H144ZM159 91V90H158ZM158 91H157V93H158ZM166 91V90H165ZM168 91V90H167ZM172 90L170 89L169 90V92H171ZM221 91V90H220ZM263 91H264V89H263ZM18 92V93H17ZM31 92V91H30ZM57 92H58V90H57ZM63 92V91H62ZM79 92H81V91H79ZM87 92V91H86ZM85 92V93H86ZM92 92V91H91ZM93 92H95L94 90H93ZM97 92V91H96ZM159 92H162V91H159ZM185 92V91H184ZM201 92H203L202 90H201ZM236 93H237V91H235ZM258 92V91H257ZM22 93V92H21ZM21 93H20V95L19 96H21ZM65 93H66V91H65ZM67 93H69V92H67ZM74 93H76V91H74ZM82 94H83V92H81ZM89 93V92H88ZM99 93H100V91H99ZM151 93H153V92H151ZM166 93V92H165ZM175 93V92H174ZM183 93V92H182ZM260 93V92H259ZM72 94V93H71ZM71 94L69 93V95L71 96ZM91 94V93H90ZM114 94V93H113ZM144 94H146L145 92H144ZM159 94V93H158ZM158 94H157V96H158ZM161 94V93H160ZM162 94H163V92H162ZM169 94V96H170V94L171 95H173L172 93H168ZM167 94V95H168ZM209 94V93H208ZM215 94V93H214ZM217 94V93H216ZM257 94V93H256ZM261 94V93H260ZM14 97H13V96ZM23 95V94H22ZM75 95V94H74ZM87 95V94H86ZM93 95V94H92ZM148 95V94H147ZM166 95V94H165ZM164 95V96H165ZM166 95V96H167ZM184 95V94H183ZM192 95V94H191ZM197 95V94H196ZM205 95V94H204ZM240 95V94H239ZM258 95V94H257ZM10 96H12V98H13V100L12 101H10L9 103H3V101H6V100H8V97H10ZM46 96V97H45ZM50 96V98H47V97H49ZM64 96H65V94H64ZM68 96V95H67ZM90 96V95H89ZM88 96V97H89ZM168 96V97H169ZM206 96V95H205ZM243 96V95H242ZM55 97V96H54ZM78 97V96H77ZM94 97V96H93ZM102 97H103V95H102ZM178 97V96H177ZM182 97V96H181ZM186 97V96H185ZM204 97V96H203ZM207 97V96H206ZM205 97V98H206ZM210 97V96H209ZM263 97V96H262ZM262 97L260 96V95H258L257 96V100H258V107L256 106V109L258 110V113H257V117H255V120H260V122H259V124H257L258 126H259V130L258 131H260L261 132V134L262 135H264V115H262V112L261 111H263V110H259L258 108H260V107H264V102H261V100H262ZM11 98V99H12ZM23 98V97H22ZM59 98H60V96H59ZM68 98H69V96H68ZM71 98V97H70ZM96 98V97H95ZM159 98V97H158ZM158 98H156V101H158L157 99ZM164 98H166V97H164ZM189 98H191V97H189ZM197 98H199L198 96H197ZM201 98V97H200ZM212 98V97H211ZM210 98V99H211ZM219 98V97H218ZM221 98V97H220ZM223 99H224V97H222ZM256 98V97H255ZM61 99H63V98H61ZM89 99H90V97H89ZM99 99V98H98ZM98 99H97V102H99L98 101ZM120 100H121V98H119ZM160 99V98H159ZM171 99H172V97H171ZM170 99V100H171ZM209 99V98H208ZM209 99V100H210ZM251 99H253V96H252V98ZM10 100V99H9ZM80 100H82L81 98H80ZM93 99H92V96H91V100L90 101H92ZM166 100V99H165ZM169 100V99H168ZM195 100V99H194ZM197 100V99H196ZM202 100V99H201ZM214 100V99H213ZM217 100H219V99H217ZM253 100H255V99H253ZM32 101V100H31ZM77 101V100H76ZM113 101V100H112ZM167 101V100H166ZM185 101V100H184ZM183 101V102H184ZM199 100H197L196 101V104H198L199 102H198ZM208 101V100H207ZM211 101V100H210ZM210 101H208V102H210ZM226 101H228V100H226ZM250 101V100H249ZM73 102V101H72ZM84 102H86V101H84ZM96 102V103H97ZM161 103V101H158V103ZM170 102V101H169ZM215 102V101H214ZM218 102V101H217ZM221 102V103H220ZM230 102V101H229ZM236 102V101H235ZM240 102H244V100H242L241 99V101ZM240 102H238V104L240 103ZM15 103V104H14ZM74 103V102H73ZM91 103V102H90ZM88 103L89 104V107H90V105L91 104H93L94 103V100H93V103ZM104 103V102H103ZM150 103V102H149ZM152 103V102H151ZM165 103V102H164ZM171 103V102H170ZM211 103V102H210ZM219 103L220 104H223L222 103V101H219ZM218 103V104H219ZM228 103V102H227ZM234 103V102H233ZM250 103V102H249ZM255 103V102H254ZM80 103H78V105H79ZM101 104V103H100ZM100 104H98V105H100ZM114 104V103H113ZM123 104V103H122ZM165 104H167V103H165ZM174 104H176L177 105V103H175V101H174ZM209 104V103H208ZM224 104H226V103H224ZM247 105H248V103H246ZM24 105H26V104H24ZM23 105V106H24ZM30 105H31V102H30ZM29 105V106H30ZM96 105V104H95ZM104 105V104H103ZM107 105H108V103H107ZM110 105V104H109ZM135 105V106H136ZM149 105V104H148ZM179 105V104H178ZM177 105V106H178ZM182 105V104H181ZM200 105V104H199ZM235 105V104H234ZM240 105V104H239ZM239 105H238V107H239ZM16 106V107H17ZM63 106H66L65 105V103H64V105ZM76 106V105H75ZM93 107H94V105H92ZM120 106V104L119 105H117V107H119ZM125 106V107H126ZM169 106V105H168ZM210 106V104L208 105V107ZM212 107H213V105H211ZM215 106V105H214ZM221 106H223V105H221ZM225 106V105H224ZM31 107H32V105H31ZM69 107V106H68ZM78 107V106H77ZM80 107V106H79ZM96 107V106H95ZM108 107V106H107ZM115 107V106H114ZM121 107V106H120ZM132 107V108H131ZM144 107V108H143ZM235 107H237V106H235ZM24 108V107H23ZM22 108V109H23ZM65 107H63V109H64ZM66 108H67V106H66ZM73 108H75V107H73ZM81 108V107H80ZM79 108V109H80ZM87 108H88V106H87ZM90 108H92V107H90ZM89 108V109H90ZM110 108V107H109ZM137 108V107H136ZM173 108V107H172ZM206 108V107H205ZM210 108V107H209ZM213 108H215L216 109V107H213ZM218 108V107H217ZM232 108V107H231ZM241 108V107H240ZM255 108V107H254ZM17 109V108H16ZM16 109L14 110V111H16ZM38 109V110H39ZM93 109V108H92ZM92 109H91V111H92ZM96 109H97V107H96ZM95 109V111H94V109H93V111L96 113L97 112V110ZM103 109V108H102ZM111 109H113V107H111ZM121 109H123V107L121 108ZM125 109V108H124ZM135 109V110H134ZM162 109V108H161ZM175 109V108H174ZM183 109H184V107H183ZM219 109V108H218ZM236 109H239V108H236ZM26 110V109H25ZM34 110V109H33ZM36 110V109H35ZM49 110L51 111V110H53L54 112H52V114L49 112ZM68 110V109H67ZM66 110V112H68ZM76 110H77V108H76ZM76 110H73V112H75ZM82 109H80V110H77V111H79V114L81 115L82 114V112L80 113V111H81ZM110 110V109H109ZM150 110V109H149ZM160 110V109H159ZM206 110V109H205ZM208 110V109H207ZM210 110V109H209ZM220 110V109H219ZM240 110V109H239ZM242 110H244V109H242ZM108 111V110H107ZM111 111V110H110ZM115 111V110H114ZM125 111V110H124ZM144 111V112H143ZM171 111V110H170ZM180 111V110H179ZM178 110H177V112H179ZM201 111V110H200ZM222 111H223V109H222ZM224 111H225V109H224ZM247 111V110H246ZM36 112V111H35ZM88 112H90V111H88ZM87 112V113H88ZM123 112V111H122ZM147 112H148V110H147ZM157 112V111H156ZM181 112V111H180ZM203 112V111H202ZM206 112H208V111H206ZM210 112V111H209ZM208 112V113H209ZM213 112V111H212ZM218 112H221V111H217V113ZM226 112H228V110H226ZM235 113H236V111H234ZM233 112V113H234ZM240 112V111H239ZM14 113V112H13ZM22 113V112H21ZM27 113V112H26ZM98 113V112H97ZM109 113V112H108ZM127 113V112H126ZM149 113V112H148ZM146 114V116H148L149 117V114ZM161 113V112H160ZM173 113V112H172ZM241 113V112H240ZM244 113V112H243ZM247 113V112H246ZM15 114V113H14ZM49 114V115H48ZM68 114V113H67ZM72 114V113H71ZM74 114V113H73ZM85 114V113H84ZM129 114V113H128ZM128 114H125V115H128ZM177 114V113H176ZM182 114H184V113H182ZM187 114V113H186ZM185 114V115H186ZM218 114H220V113H218ZM221 114H223L222 112H221ZM220 114V115H221ZM226 114V113H225ZM229 114V113H228ZM18 115H20V113L18 114ZM24 115V113L22 114V116ZM87 115V114H86ZM88 115H91L90 113H88ZM87 115V116H88ZM94 115V114H93ZM114 115V114H113ZM119 115V114H118ZM117 115V116H118ZM161 115H162V113H161ZM172 115H174V114H172ZM179 115H181V114H179ZM199 116H200V114H198ZM202 115V114H201ZM211 115H213V113H211ZM237 115H239L238 113H237ZM74 116V115H73ZM79 116V115H78ZM102 116V115H101ZM109 116H111V114H109ZM115 116V115H114ZM162 116H164V115H162ZM196 116H197V113H196ZM203 116H205V115H203ZM202 116V117H203ZM210 116V115H209ZM218 116V115H217ZM217 116H214V117H217ZM226 116V115H225ZM9 117V116H8ZM15 118H16V116H14ZM68 117H69V114H68ZM72 117V116H71ZM81 117H83V116H81ZM80 117V118H81ZM93 117V116H92ZM91 117V118H92ZM98 117V116H97ZM103 117V116H102ZM116 117V116H115ZM121 117V116H120ZM126 117V116H125ZM151 117V116H150ZM171 116H169L168 118H170ZM181 117H182V115H181ZM180 116H179V118H181ZM190 117V116H189ZM193 117V116H192ZM227 117V116H226ZM10 118V117H9ZM70 118V117H69ZM75 118V117H74ZM107 118V117H106ZM186 118H187V115H186ZM197 118V117H196ZM195 118V119H196ZM200 118V117H199ZM207 118H209V117H207ZM219 118V117H218ZM221 119H222V117H220ZM234 118V117H233ZM246 118V117H245ZM251 118V117H250ZM261 118H262V120H261ZM19 119H20V117H19ZM21 119H23V118H21ZM33 119L34 118H32V120L31 121H33ZM103 119V118H102ZM102 119H100V120H102ZM104 119H105V117H104ZM115 118L113 117V120H114ZM127 119H128V117H127ZM166 119V118H165ZM164 119V120H165ZM172 119H173V117H172ZM178 118L176 117V119L175 120H177ZM193 119V118H192ZM204 119V118H203ZM225 119V118H224ZM224 119H222V120H224ZM228 119V118H227ZM71 120V119H70ZM69 120V121H70ZM76 120V119H75ZM89 120V119H88ZM99 119H98V121H100ZM112 120V121H113ZM116 120V119H115ZM118 120V119H117ZM121 120V119H120ZM179 120V119H178ZM188 120V119H187ZM209 120V119H208ZM207 120V121H208ZM214 120H215V118H214ZM216 120H217V118H216ZM219 120V119H218ZM221 120V121H222ZM238 120V119H237ZM246 120H248L247 118H246ZM10 121H11V118H10ZM34 121H36V120H34ZM74 121V120H73ZM78 121V120H77ZM85 121V120H84ZM87 121V120H86ZM93 121H94V119L91 121L92 122V124H93ZM105 121V120H104ZM108 121V120H107ZM129 121V120H128ZM155 120L153 119V123L155 124V122H154ZM158 121V120H157ZM166 121V120H165ZM180 121V120H179ZM189 121H190V119H189ZM192 121H194V120H192ZM195 121H197V123H198V120L196 119ZM204 121H205V119H204ZM206 121V122H207ZM233 121H235V120H233ZM250 121V120H249ZM8 122V121H7ZM19 122V121H18ZM48 122H50V123H52L54 126H51V125H49L48 124ZM71 122V121H70ZM88 122V121H87ZM111 122V121H110ZM121 122H123V121H121ZM121 122H119V120H118V123H112L111 125H107L105 128H104V131H100L99 133L100 134H98V136H97V133L95 134V136H96V140H94L95 141V145L93 144V145H89V147H88V149L89 150H86L87 152L88 151H90V153H92V151L94 152V150H99L101 153L103 152V154H105L104 156H109V157H106V158H104V157H102V159L104 158V159H107V158H110V156H113V157H115L116 155H117V152H118V147L120 146H118V144H119V142H120V140H122V139H127V142L129 141L128 140V138L127 137H129V138H132L133 136H132V134H131V131H132V128H130L131 126H134L133 124H128L129 126H128V130L126 129V127L125 126H123V123H121ZM130 122V121H129ZM145 122V123H144ZM166 122H169L168 120L166 121ZM183 122V121H182ZM184 122H185V120H184ZM200 122L202 123L203 122V120L201 121V118H200ZM210 122H211V120H210ZM216 122H218V121H216ZM214 123V122H211V123H213V124H216L217 125V123ZM245 122V121H244ZM73 123V122H72ZM75 123H77V122H75ZM85 123V122H84ZM172 123H173V121H172ZM171 123V124H172ZM179 123V122H178ZM207 123H209V122H207ZM210 123V124H211ZM238 123V122H237ZM10 124V123H9ZM19 124V123H18ZM18 124H17V126H18ZM67 124H68V122H67ZM157 124V123H156ZM187 124V123H186ZM186 124H185V126H186ZM204 124H206L205 122H204ZM29 125H32V124H30V121H29V124H28V127H29ZM72 125V124H71ZM73 125H74V123H73ZM80 125V124H79ZM89 125V124H88ZM122 125V126H121ZM179 125H180V123H179ZM188 125V124H187ZM190 125V124H189ZM191 125H193L192 123H191ZM203 125V124H202ZM220 125H222L221 123H220ZM87 126V125H86ZM90 126V125H89ZM93 126H95V125H93ZM182 126H184V125H182ZM196 126H198V125H196ZM200 126V125H199ZM206 126V125H205ZM218 126H219V123H218ZM252 126V125H251ZM27 127V126H26ZM77 127V126H76ZM95 127H97V126H95ZM191 126H189V128H190ZM204 127V126H203ZM212 127V126H211ZM244 127V126H243ZM245 127H247L246 125H245ZM9 128V127H8ZM31 128V127H30ZM29 128V129H30ZM75 128V127H74ZM89 128H92V127H89ZM89 128H87L88 130H89ZM94 128V127H93ZM93 128H92V130H93ZM103 128V127H102ZM187 128H188V126H187ZM192 128V127H191ZM198 129H199V127H197ZM196 128V129H197ZM206 127H204V129H205ZM209 128V127H208ZM219 128V127H218ZM221 128H223V125H222V127ZM228 128V127H227ZM250 128V127H249ZM9 129H11V127L9 128ZM16 129V128H15ZM77 130L79 129V128H76ZM83 129H85V128H83ZM157 129V128H156ZM180 129H181V126H180ZM193 129V128H192ZM201 129V128H200ZM215 129H217V128H213V130H215ZM255 129V128H254ZM24 130H25V128H24ZM23 130V132H25ZM26 130H27V128H26ZM86 130V129H85ZM97 130V129H96ZM179 130V129H178ZM211 130V129H210ZM209 130V131H210ZM212 130V131H213ZM244 131L245 130H248V129H243ZM9 132H11L10 130H8ZM29 131V130H28ZM79 131V130H78ZM77 131V132H78ZM94 131V130H93ZM187 131H189V129L187 130ZM192 131V130H191ZM196 131H198V130H196ZM200 131V130H199ZM202 131V130H201ZM219 131V130H218ZM217 131V132H218ZM255 131H257L256 129H255ZM14 132H16L15 130H14ZM94 132H96V131H94ZM135 132V131H134ZM179 132V131H178ZM192 132H194V130L192 131ZM211 132V131H210ZM215 132V131H214ZM249 133H250V131H248ZM248 132H247V134H248ZM251 132H253V130L251 131ZM91 133V132H90ZM136 133V132H135ZM148 133H149V131H148ZM152 133V132H151ZM160 133V132H159ZM189 133V132H188ZM202 133V132H201ZM200 133V134H201ZM216 133V132H215ZM220 133V132H219ZM239 133V132H238ZM18 134V133H17ZM91 134H93V133H91ZM136 134H140L139 133V131L136 133ZM142 134H140V135H142ZM196 134V136H197V134L198 133H195ZM195 134H193L194 135V137H196L195 136ZM203 134V133H202ZM211 134H212V132H211ZM244 134V133H243ZM252 134V133H251ZM7 135V134H6ZM23 137H25V138H28L30 141H31V144H29V145H25L24 146V148L23 149H26L27 151L29 150V151H31V152H33V147L36 145V151L39 149L38 147H37V144L35 143V138H34V136H33V134L32 133H30V132H25V133H23V134H21ZM78 135H80V134H78ZM182 135V134H181ZM184 135V134H183ZM183 135H182V138H184L183 137ZM199 135V134H198ZM207 135V134H206ZM249 135V134H248ZM248 135H243V138L244 139H247L248 138ZM253 135V134H252ZM259 135V134H258ZM1 136H3V135H1ZM1 136H0V139H1ZM5 136V135H4ZM75 136V135H74ZM204 136V135H203ZM202 136V137H203ZM208 136H210V135H208ZM208 136H207V138H208ZM212 136V135H211ZM245 136V137H244ZM250 136V135H249ZM92 137H94V135L92 136ZM139 137V136H138ZM141 137V136H140ZM139 137V138H140ZM149 137H150V135H149ZM148 136H147V138H149ZM186 137H188V136H186ZM190 137V136H189ZM200 137V136H199ZM241 137H242V135H241ZM4 138V137H3ZM8 138H10L9 136H8ZM8 138H7V140H8ZM79 138H81V137H79ZM89 138L91 139V137L89 136ZM138 138V139H139ZM144 138V137H143ZM204 138V137H203ZM203 138H200L199 139V141L198 142H200V140L201 139H203ZM250 138V137H249ZM251 138H252V136H251ZM260 138V137H259ZM38 139V140H39ZM93 139V138H92ZM133 139V138H132ZM141 139V138H140ZM186 139H188V138H186ZM186 139H184L185 141H186ZM194 139H196V138H194ZM206 139V138H205ZM209 139H211L210 137H209ZM224 139V138H223ZM258 139V138H257ZM5 140V139H4ZM12 140V139H11ZM13 140H14V138H13ZM37 140V141H38ZM142 140V139H141ZM183 140V139H182ZM182 140H180V142L182 141ZM192 140V139H191ZM204 140V139H203ZM207 140V139H206ZM243 140V139H242ZM249 140V139H248ZM256 140V139H255ZM3 142V140H0V142ZM36 141V142H37ZM78 141H81V140H77V142ZM83 141V140H82ZM91 141V140H90ZM93 141V140H92ZM91 141V142H92ZM144 141V140H143ZM142 141V142H143ZM149 141V140H148ZM148 141H146V142H148ZM188 141V140H187ZM193 141V140H192ZM2 142H1V144H2ZM46 142H49V143H47L46 144ZM194 142V141H193ZM202 142V141H201ZM225 142V141H224ZM11 143V142H10ZM41 143H39V144H41ZM136 143V142H135ZM143 143H145V142H143ZM170 143V142H169ZM172 143V142H171ZM175 143V142H174ZM174 143L172 144V145H174ZM187 143V142H186ZM189 143V142H188ZM204 143V142H203ZM208 143V142H207ZM210 143H211V140H210ZM209 143V145L211 146L212 144H210ZM216 143V142H215ZM219 143V142H218ZM261 143V142H260ZM131 144V143H130ZM133 144V143H132ZM148 144V143H147ZM155 144H157V143H155ZM163 144V143H162ZM183 144V143H182ZM181 144V145H182ZM190 144V143H189ZM229 144V143H228ZM253 144V143H252ZM251 144V145H252ZM3 145V144H2ZM12 145V144H11ZM17 145V144H16ZM82 145V144H81ZM80 145V146H81ZM138 145V144H137ZM149 145V144H148ZM171 145V144H170ZM170 145H169V147H170ZM179 145H180V143H179ZM178 145V146H179ZM180 145V146H181ZM184 145V144H183ZM186 145H188V144H186ZM198 145V144H197ZM246 145V144H245ZM248 145V147H249V145L250 144H247ZM9 146V145H8ZM18 146V145H17ZM78 146H79V144H78ZM143 148H145L143 145H141ZM159 146H161V143L159 144ZM164 146H166L165 144H164ZM177 146V147H178ZM191 146V145H190ZM194 146V145H193ZM192 146V147H193ZM222 146V145H221ZM259 146V145H258ZM4 147V146H3ZM73 147V146H72ZM152 147V146H151ZM163 147V146H162ZM172 147H174V146H172ZM176 147V146H175ZM188 147V146H187ZM196 147H198V146H195V148ZM201 147V146H200ZM230 147V146H229ZM235 147V146H234ZM242 147H244V144L241 146V148ZM251 147V146H250ZM6 148V147H5ZM130 148V147H129ZM136 148V147H135ZM147 148H148V146H147ZM150 148V147H149ZM178 148H180V147H178ZM184 148H185V146H184ZM202 148V147H201ZM206 148V147H205ZM218 148H219V146H218ZM231 148V147H230ZM240 148V147H239ZM7 149V148H6ZM13 149V148H12ZM23 149H21L20 148V150L22 151V153H24V155H25V151H23ZM100 149H102V150H100ZM128 149V148H127ZM136 149H138V148H136ZM167 149V148H166ZM210 149V148H209ZM248 149V148H247ZM246 149V150H247ZM251 149V148H250ZM255 149V148H254ZM254 149H251V150H254ZM4 149H2V151H3ZM14 150V149H13ZM40 150V149H39ZM38 150V151H39ZM42 150H43V148H42ZM82 150H83V148H82ZM125 150V149H124ZM175 150V149H174ZM173 150V152H175ZM180 150V149H179ZM185 150H186V148H185ZM231 150V149H230ZM244 150H245V148H244ZM257 150H258V148H257ZM1 151V150H0ZM10 151V150H9ZM29 151H28V154H29ZM80 151V150H79ZM132 151V150H131ZM151 151H155L154 149H153V147H152V149H151ZM163 151V150H162ZM171 151V150H170ZM178 150L176 149V152H177ZM190 151V150H189ZM205 151V150H204ZM217 151V150H216ZM227 151V150H226ZM237 151H238V149H237ZM260 151V150H259ZM82 153H83V156H84V152L83 151H81ZM99 152V153H100ZM172 152V151H171ZM173 152H172V154H173ZM186 153H187V151H185ZM214 152H215V150H214ZM228 152V151H227ZM249 152V151H248ZM250 152H253V151H250ZM14 153H16V152H14ZM21 153V152H20ZM46 153V152H45ZM89 152H88V154L90 155V156H92L93 158H95L94 156H93V153L92 154H90ZM101 153H100V155H101ZM126 153V152H125ZM148 153V152H147ZM191 153H192V151H191ZM191 153H189V154H191ZM222 153V152H221ZM242 152H240V154H241ZM254 153H258V151H256L255 150V152ZM27 154V155H28ZM50 154H52V153H50ZM96 154H97V152H96ZM103 154L101 155V156H103ZM134 154V153H133ZM177 153H174L173 154V156H172V158L174 157H176L177 155H176ZM181 154V153H180ZM185 154V153H184ZM188 154V155H189ZM193 154V153H192ZM244 154V153H243ZM249 154V153H248ZM15 155H18V154H15ZM24 155L22 156V158L24 157ZM47 155V154H46ZM49 155V154H48ZM80 155V156H79ZM95 155V154H94ZM127 155V154H126ZM135 155V154H134ZM137 155V154H136ZM148 155V154H147ZM171 155V154H170ZM175 155V156H174ZM198 155V154H197ZM14 155L12 154V157H13ZM32 156V155H31ZM30 156V157H31ZM76 156H79V159L78 160H74L73 159V157H76ZM98 156V155H97ZM122 156H123V154H122ZM143 156V155H142ZM141 156V157H142ZM184 156H186V155H184ZM254 156V155H253ZM19 157V156H18ZM21 157V156H20ZM19 157V158H20ZM25 157H26V155H25ZM27 157H29V156H27ZM47 157V156H46ZM55 157V158H56ZM87 157H89V156H87ZM120 157V156H119ZM127 157V156H126ZM126 157L124 158V160L126 159ZM169 157H171V156H169ZM188 157V156H187ZM191 158H192V156H190ZM223 157V156H222ZM251 157V156H250ZM17 157L15 156V158L14 159H16ZM54 158V160H57V159H55ZM86 158V157H85ZM90 158V157H89ZM92 158V159H93ZM133 158V157H132ZM135 158H137V156L135 157ZM134 158V159H135ZM194 158V157H193ZM246 158V157H245ZM30 159V158H29ZM29 159L27 160L26 159V161H29ZM43 159V158H42ZM46 159V158H45ZM50 159V165H49V167L47 168V170L45 171L46 173H48V172H50V175H47V177H45L44 179H43V177L41 178V179H43L42 180V184H45L44 182H48L49 183V189L51 188V190L49 191V192H53L52 190H54V192H55V190L57 191V193H53V194H57V195H59L60 196V198L61 199H63L62 197H61V194H58L59 192H58V190L59 189H57V186L56 185H53L54 183H55V181L57 182L58 180V176H59V174L57 175V176H55L56 175V173H55V170H56V166H55V163H57V162H55L52 158H49ZM87 159V158H86ZM92 159L90 158V163L91 164H93L94 162H96V161H94V162H92ZM101 159V160H102ZM159 159V158H158ZM163 159V158H162ZM179 159V158H178ZM214 159V158H213ZM230 159H233V158H230ZM235 159H236V157H235ZM238 159V158H237ZM254 159V158H253ZM7 160V159H6ZM19 159L17 158V161H18ZM37 160V159H36ZM39 160H41L40 158H39ZM47 160V159H46ZM57 160V161H58ZM88 160V159H87ZM94 160V159H93ZM101 160H100V164H97V165H100L101 167H103L104 166V168H103V170L105 169V170H107L108 168L107 167H109V163L107 162V161H105V162H107V164H108V166L106 167L104 164H103V166L101 165ZM110 160H111V158H110ZM123 160V159H122ZM171 160V159H170ZM180 160V159H179ZM227 160V159H226ZM240 160V159H239ZM16 161V160H15ZM42 161V160H41ZM48 161V163H49V160H47ZM58 161V162H59ZM120 161V160H119ZM187 161H189V159L187 160ZM231 161V160H230ZM229 161V162H230ZM234 161V160H233ZM236 161V160H235ZM238 161V160H237ZM256 160H254V162H255ZM2 162H4L3 160H2ZM6 163H7V161H5ZM142 162H144V160L143 161H141V162H139L140 164L137 166V168L135 169V170H137L138 171V175H137V173L135 174V175H137V176H139L140 178H141V180H139V182L140 181H143L142 183L143 184H149V182H145L143 179H142V177H143V175L145 174V172H142L141 174H140V172H141V170L142 169H147L146 168V164L145 163H143V164H141ZM181 162H182V160H181ZM228 162V161H227ZM226 162V163H227ZM257 162H258V160H257ZM263 162V161H262ZM22 163V162H21ZM20 163V164H21ZM29 163V162H28ZM27 163V164H28ZM42 163V162H41ZM45 163V162H44ZM99 163V162H98ZM136 163V162H135ZM163 163H165V162H162V164ZM177 163V162H176ZM222 162H220V165H217L218 167H216L215 168V170H214V172L215 173H217L218 175H215L213 178H212V180H211V183H213V184H215L216 185V188H219V187H224L225 188V190H222V192L220 193L221 195H224V196H228L229 195V197H231V198H236V200L235 199H232V200H229V201H224V200H222V201H219L218 203H216L215 205H213V207L214 208H212V200L210 201V196H211V194H210V196H208L209 198H208V200L206 199L207 197L206 196H204V197H206L205 199H204V201H203V199H202V201H200V199L199 198H197L195 195H194V198H190L189 196H187V197H189L188 198V200H189V204H187V209H186V204H185V209H184V214L185 213H188V216L186 217V218H184V221H182L183 223L181 224V225H178L175 229H174V227H173V231L171 232V231H168L167 232V235H166V239L164 238V240L163 239H161V241H159V242H157V244L159 245L158 247H157V245H151V243L149 244V242H148V244L151 246V251L153 252V253H151V254H153V255H155V256H157V252L158 253H160V252H162L163 251V247L164 246H169V245H171L172 243L174 244V245H176V246H178V247H180V242H183L184 241V235L185 234H187V231L185 230V228H186V224L188 223V222H185V221H187V219H188V221L189 222H192V224H190V227L193 225V229H192V231H191V233L192 234H194V236L195 237H198L199 239H200V242H199V246H203L204 248H206V247H208V244L209 245H214V249L217 251L218 249H220V251L222 250V254L224 255V254H226L225 255V259L224 258H222V257H220V256H218L219 254H217L216 253V255H215V253H214V255L217 257V261H212L213 263H218V264H234V262H236L237 261V256H238V254H241L240 256H244L243 255V252H242V250L239 248V244H238V246H237V240H236V236L234 235V236H231L227 241L228 242H226V241H217L216 240V238L215 237H217V238H221V237H219L218 235H216V233H222L224 236H226V233H223V231L222 230H220L219 228H217L218 227V225L216 226V224H218V223H220L221 224V226L223 227V224H226V223H228V221H225V220H227V215H228V213H231V216H233V217H235L236 216V214L238 215V213H237V211H239V208L237 209V208H235L234 206H232L230 203H231V201H235V202H238L239 201V203H240V199H239V197H238V195L237 194H239V189L241 188V187H246L247 189H249L250 187H253V184L252 183H248V182H241V179H240V176L238 175V173H237V171L235 172V171H232V172H229V173H223L224 172V170L222 169L223 168V164H221ZM231 163V162H230ZM245 163V162H244ZM16 164V163H15ZM39 164H40V162H39ZM59 164V163H58ZM95 165H96V163H94ZM133 164V163H132ZM136 164H138V163H136ZM159 164V163H158ZM174 164V163H173ZM178 164V163H177ZM176 164V165H177ZM209 164V163H208ZM228 164V163H227ZM237 164V163H236ZM254 164V163H253ZM257 164H259V163H257ZM0 165H1V161H0ZM12 165V164H11ZM19 165V164H18ZM23 165V164H22ZM141 165H142V167H141ZM167 165V164H166ZM184 165V164H183ZM187 165V164H186ZM216 165V164H215ZM244 165V164H243ZM247 165V164H246ZM264 165V164H263ZM2 166V165H1ZM0 166V167H1ZM25 166H27V165H25ZM89 167L90 166H92V165H88ZM175 165H173V167H174ZM180 166V165H179ZM178 166V167H179ZM208 166H210V165H208ZM234 166V165H233ZM249 166V165H248ZM3 167H5V163H4V165H3ZM21 167V166H20ZM95 167V166H94ZM99 167V166H98ZM101 167H99V169H101ZM107 169H106V168ZM133 167V166H132ZM135 167V166H134ZM153 167V166H152ZM164 167H165V165H164ZM168 167V166H167ZM204 167V166H203ZM212 167V166H211ZM25 167H23V169H24ZM40 168V167H39ZM97 168V167H96ZM155 168V167H154ZM153 168V169H154ZM158 168V167H157ZM234 168V167H233ZM239 168V167H238ZM260 168V167H259ZM10 169V168H9ZM15 169H17V168H15ZM20 169V168H19ZM27 169H29V167L27 168ZM88 169H90V168H88ZM129 169H131V170H134V169H132L131 167H130V165L128 166V171L130 172V170ZM174 169H175V174L178 172V170L176 169V167H174ZM190 169V168H189ZM212 169V168H211ZM249 169V168H248ZM255 169H258L257 167L255 168ZM261 169V168H260ZM11 170V169H10ZM26 170V169H25ZM31 170V169H30ZM45 170V169H44ZM91 170H93V168L91 169ZM98 170V169H97ZM134 170V171H135ZM155 170V169H154ZM169 170V169H168ZM183 170V169H182ZM233 170V169H232ZM239 170V169H238ZM241 170H243V168L241 169ZM28 171V173H29V170H27ZM26 171V172H27ZM35 171H36V169H35ZM59 171V170H58ZM133 171V172H134ZM206 171H209V169L208 170H206ZM206 171H204V172H206ZM33 172V171H32ZM36 172H38V169H37V171ZM42 172H43V170H42ZM60 172V171H59ZM87 172V171H86ZM93 172H94V170H93ZM96 172H98V171H96V169H95V173ZM132 172V173H133ZM154 172V174H156V175H154L153 173H151V171L149 170V173L150 174H153L154 175V177H156V179H157V181L161 184V186H159V188H160V190H157V191H159L158 193L160 194V195H162V194H164L163 192H167L168 194L167 195H170V200H171V198H177L178 196H179V194H180V192H182V190H184L183 188H184V186H182L183 185V183L182 182H180V181H182V179L180 180L178 177H177V175L176 176H171V175H166V177H165V180L163 179V180H159L160 179V175H162V173L160 172V169L158 170V169H156L155 171H153ZM170 172V171H169ZM168 172V173H169ZM187 172V171H186ZM33 173H35V172H33ZM41 173V172H40ZM40 173H38V174H40ZM44 173V172H43ZM82 173V172H81ZM88 173V172H87ZM100 172H98L97 174H99ZM251 173V172H250ZM255 173V172H254ZM36 174V173H35ZM65 174H69V173H65L64 172V175ZM101 174V173H100ZM179 174V173H178ZM183 174H184V172H183ZM206 174V173H205ZM244 174H245V172H244ZM249 174V172L246 174V175H248ZM256 174H258V172H257V170H256ZM260 174H262V172L260 173ZM207 175V174H206ZM251 175V177L253 178V176L255 175H253L252 176V174H250ZM60 176H62V177H65V176H63V174H62V172H61V175ZM69 176V175H68ZM71 176H74V174H72ZM82 176V175H81ZM179 176V175H178ZM256 176V175H255ZM67 177V176H66ZM78 177H79V175H78ZM91 177V176H90ZM136 177V176H135ZM153 176H152V178H154ZM181 177V176H180ZM243 177V174L241 175V178ZM36 178H37V175H36ZM61 178V177H60ZM85 178H87L86 176H85ZM92 178V177H91ZM94 178V177H93ZM100 178V177H99ZM98 178V179H99ZM203 178V177H202ZM246 178H248L247 176H246ZM40 178H38L37 179V181L39 180ZM40 179V180H41ZM73 179H76L75 178V176L73 177ZM78 179H80V178H78ZM243 179V178H242ZM251 179V178H250ZM40 180H39V182H40ZM67 180V179H66ZM86 180V179H85ZM92 181H93V179H91ZM131 180V179H130ZM192 180V179H191ZM203 180V179H202ZM206 180H207V178H206ZM244 180H245V178H244ZM246 180H248V179H246ZM253 180V179H252ZM251 180V181H252ZM65 181V179L63 180V183H62V181L60 182V183H62V184H66V185H62V187L63 186H65V187H63L64 189H63V193H64V197L66 198L65 199V201H66V203H67V205H69V206H71V205H73V203L75 202V200L77 201V203H78V201L79 200H81V198L78 196V197H76V196H74V195H76V193H81V192H79L80 190H78L77 188H79V184L77 185L78 187L76 188V187H74V188H76V189H74L73 188V186H69L70 184H68L69 182L68 181H66V182H64ZM71 181H73L72 179H71ZM79 181V180H78ZM83 181V180H82ZM167 181V182H166ZM250 181V180H249ZM59 182V181H58ZM57 182V183H58ZM74 182H75V180H74ZM81 182V181H80ZM84 182V181H83ZM91 182V181H90ZM94 182V181H93ZM102 182V181H101ZM103 182H105V180H104V178H103ZM185 182V181H184ZM202 182V181H201ZM204 182H205V180H204ZM57 183H55V184H57ZM85 183V182H84ZM92 183V182H91ZM191 183V182H190ZM3 184H5V183H3ZM18 184V183H17ZM37 184L38 185H40L41 183H38L37 182ZM88 184V183H87ZM94 184V183H93ZM102 184H107V183H102ZM136 184V183H135ZM135 184H134V186H135ZM140 184V183H139ZM207 184H208V182H207ZM37 185V186H38ZM48 185V184H47ZM74 185H76V183L74 184ZM85 185V184H84ZM189 185V184H188ZM187 185V186H188ZM215 185H213V186H215ZM44 186V185H43ZM45 186H46V184H45ZM54 186H55V188H54ZM60 186V185H59ZM59 186H58V188H59ZM67 186V187H66ZM81 186H83L82 184H80V187ZM104 186V185H103ZM106 186V185H105ZM104 186V187H105ZM254 186H256V185H254ZM2 187V186H1ZM40 187V186H39ZM97 187V186H96ZM96 187H92V188H96ZM196 187V186H195ZM249 187V188H248ZM45 188V187H44ZM73 188V189H72ZM90 187L88 186V189H89ZM91 188V189H92ZM100 188V187H99ZM140 188H141V186H140ZM158 188V187H157ZM205 188V187H204ZM215 188V189H216ZM245 188V189H246ZM257 188V187H256ZM82 189V188H81ZM83 189H85V187H83ZM88 189H87V191H88ZM96 189H98V187L96 188ZM95 189V190H96ZM103 189V188H102ZM107 189V188H106ZM133 189H134V187H133ZM132 189V190H133ZM143 189H146V188H143ZM143 189H141V190H143ZM150 189H151V191H152V187L150 186ZM194 189V188H193ZM197 189V188H196ZM212 189V188H211ZM243 189V188H242ZM36 189H34V191H35ZM47 190H48V188H47ZM62 190V189H61ZM69 190L71 191V194L72 193H74L73 195H71L70 193H69ZM103 190H105V188L103 189ZM102 190V191H103ZM108 190V189H107ZM107 190H105V191H107ZM147 190H149V189H147ZM156 190V189H155ZM205 190H206V188H205ZM204 190V191H205ZM207 190H208V188H207ZM8 191V190H7ZM6 191V192H7ZM37 191V190H36ZM39 191V190H38ZM45 191V190H44ZM60 191V190H59ZM93 191H94V189H93ZM146 190H143V193L145 192ZM189 191H191V190H189ZM199 191V190H198ZM197 191V192H198ZM209 191L212 193V190H210L209 189ZM215 191V193H218V191L219 190H214ZM48 192V193H49ZM89 192V191H88ZM108 193H109V195H111V198H112V194H110V192H109V190L107 191ZM107 192H106V194H107ZM188 192V191H187ZM200 192V191H199ZM220 192V191H219ZM243 192H245L244 191V189H243ZM22 193V192H21ZM36 193V192H35ZM46 193V192H45ZM83 193H85V192H83ZM87 193V192H86ZM102 193V195H103V192H100V194ZM147 194H148V191L146 192ZM152 193H155V192H152ZM202 193V192H201ZM214 193V192H213ZM212 193V194H213ZM242 193V192H241ZM246 193H247V191H246ZM246 193H244V194H246ZM43 194V193H42ZM99 194V195H100ZM146 194V195H147ZM192 194H193V192H192ZM200 194V193H199ZM208 194V193H207ZM219 194V193H218ZM218 194H216V196L218 195ZM219 194V195H220ZM249 194V193H248ZM38 195V194H37ZM82 195V194H81ZM90 195V194H89ZM101 195V196H102ZM145 195V194H144ZM143 195V196H144ZM156 195H157V193H156ZM220 195V196H221ZM22 196H23V194H22ZM30 196H32V195H30ZM39 196H41L40 194H39ZM67 196V197H66ZM74 196V197H73ZM87 195L85 194V200H86V202H84L85 203V205L82 203L81 205H79L80 207H83V208H81V209H85L84 211L86 212V208H87V211L88 212H90L91 210H90V207H89V198L88 197H86ZM95 197H96V199L97 200H95L96 202H98L101 206L103 205H106L107 206V204H106V202H107V200H102V199H100V197L98 196V191L96 192V194L94 195ZM103 196H105V195H103ZM132 196V195H131ZM157 196H159V195H157ZM193 196V195H192ZM191 196V197H192ZM220 196H218V197H220ZM239 196H240V194H239ZM244 196H247V195H244ZM243 196V197H244ZM250 196V195H249ZM249 196L247 197V198H249ZM2 198H3V196H1ZM45 197H47L46 195H45ZM90 197V196H89ZM91 197L92 198H94L93 197V194L91 195ZM108 196L106 195L105 196V198H107ZM180 197V196H179ZM203 197V198H204ZM215 197V196H214ZM243 197H242V200H243ZM9 198V197H8ZM29 198V197H28ZM32 199H33V196L31 197ZM48 198V197H47ZM50 198V197H49ZM48 198V199H49ZM51 198H53L52 196H51ZM78 200H77V199ZM116 198V197H115ZM114 198V201H113V203L116 201V199ZM132 198V197H131ZM144 198V197H143ZM230 198V199H231ZM246 198V197H245ZM251 198H252V196H251ZM4 199V198H3ZM11 199H12V197H11ZM41 199H42V196H41ZM47 199V200H48ZM54 199H56V198H54ZM82 199H84L83 197H82ZM145 199H146V197H145ZM169 199V198H168ZM224 199V198H223ZM227 199H229V198H227ZM8 200H10V199H8ZM43 200H45L44 198H43ZM43 200H41V201H39V202H41V204H42V201ZM50 200V199H49ZM48 200V201H49ZM73 200H74V202H73ZM155 200H156V198H155ZM154 200V201H155ZM167 200V199H166ZM241 200V201H242ZM245 200H248V199H244V201ZM35 201V200H34ZM55 201V200H54ZM118 201V200H117ZM126 201H127V199H126ZM153 201V202H154ZM157 201V200H156ZM175 201V200H174ZM217 201V200H216ZM243 201V202H244ZM256 201V200H255ZM5 200L4 201H0V264H19L18 263V260H20L21 262H23L24 264H72V259L74 258V256H72V258L68 261V260H66V259H64V258H61V257H59V256H56L55 257V260L56 261H54V260H50L49 258H48V256H47V254L45 253V252H43V253H45V254H42V250L43 251H45L44 250V246H43V244H41V241L40 242H37V240H38V238H37V236H36V234H34L31 230H29L28 228H26V227H24L23 225H21L17 220H11L8 216H6V211H7V208H6V206H5ZM36 202H37V200H36ZM51 202H53V201H51ZM57 202V201H56ZM80 202V201H79ZM109 202V201H108ZM170 202V201H169ZM179 202V201H178ZM177 202V203H178ZM246 202V201H245ZM248 202V201H247ZM44 203V202H43ZM47 204H48V202H46ZM119 203V202H118ZM121 203V202H120ZM180 203H182V202H180ZM31 204H32V202H31ZM36 204H38V203H36ZM56 204V203H55ZM80 204V203H79ZM131 204V203H130ZM154 204H156V203H154ZM162 204V206L166 209V210H168V212H170L171 210H172V208H169V206L167 205V203H161ZM214 204V203H213ZM33 205V207H35V205L34 204H32ZM53 205V204H52ZM175 205V204H174ZM178 205V204H177ZM47 206V205H46ZM75 206V205H74ZM76 206H77V204H76ZM102 206V207H103ZM112 205H111V202H110V206L109 207H111ZM113 206H116L115 204L113 205ZM120 206H121V204H120ZM123 206H125L124 204H123ZM155 206H157V204L155 205ZM14 207H16V206H11V212L12 213H15L14 212ZM42 207V206H41ZM49 207H51V206H49ZM55 207V206H54ZM117 207V206H116ZM119 207V206H118ZM37 208V207H36ZM105 208V207H104ZM115 208V207H114ZM124 208V207H123ZM125 208H126V206H125ZM129 208V207H128ZM127 208V209H128ZM254 209H256V206H254L253 207ZM17 209L19 210V213H23V211H24V207L23 206H17ZM47 209H49V208H47ZM53 210H54V208H52ZM52 209H51V211H52ZM69 209V208H68ZM67 209V211L68 212H71L70 210H68ZM73 209H74V207H73ZM77 209H78V207H77ZM77 209H74V211L76 210V211H78ZM80 209V208H79ZM106 209V208H105ZM175 209V208H174ZM177 209H178V207H177ZM131 210V209H130ZM43 211H46V213H50L49 211H47V210H45V208H44V210ZM111 211V210H110ZM109 211V212H110ZM118 211V210H117ZM128 211H129V209H128ZM128 211H126V212H128ZM182 211H183V209H182ZM181 211V212H182ZM264 211V210H263ZM262 211V212H263ZM80 212H82V213H84L83 211H80ZM130 212V211H129ZM132 212V211H131ZM76 213V212H75ZM112 213V212H111ZM110 213V214H111ZM113 213H114V215H115V218H117V216L119 215V214H115V213H117V212H114L113 211ZM244 213V212H243ZM260 213V212H259ZM72 214V213H71ZM109 214V215H110ZM128 215H130L129 213H127ZM133 214V213H132ZM184 214H181V215H184ZM257 214V213H256ZM55 215L57 216V217H59L60 215H58L56 212H55ZM76 215H77V213H76ZM79 215V214H78ZM108 215V214H107ZM108 215V216H109ZM117 215V216H116ZM122 215V214H121ZM126 215V214H125ZM260 215V214H259ZM20 216V215H19ZM81 215H79V217H80ZM185 216V215H184ZM230 216V215H229ZM230 216V217H231ZM247 216V215H246ZM252 216V215H251ZM263 216V215H262ZM63 217V216H62ZM127 217V216H126ZM177 217V213H175L174 214V216L171 218V219H173V218H176ZM190 217H192V220H190ZM233 217H232V220H233ZM60 218V217H59ZM115 218L114 219H112V220H114L115 221ZM119 219H118V221L116 220L114 223L112 222V224L113 225H111L112 227L111 228H108V226H105L104 228V232L103 231H100V230H98L97 228L95 229V228H93V227H91V229H94V230H96L97 232H99V233H101V234H103V235H105V236H109V237H112L113 235H116L117 236V234H123V233H125L126 232V230H127V228L130 226L128 223L126 224V225H129V226H127V227H124V226H122L123 225V223H121L120 221L122 220V218H123V216L120 218V217H118ZM125 218V217H124ZM123 218V220H125V222H127L126 221V219H128V221H129V219L130 218H133V216L131 215V217H129L128 216V218H126V219H124ZM135 218V217H134ZM178 218V217H177ZM214 218H216L217 219V221H216V219H214ZM214 219V220H213ZM62 220V219H61ZM65 220H67L66 218L64 219V217H63V221L62 222H60V224H61V227L66 231V232H72V233H75V229H74V227L71 225H67V223L69 222H65ZM80 219L78 218V221H79ZM83 220V219H82ZM132 220H135V219H132ZM252 220V219H251ZM130 221H131V219H130ZM215 222L214 224L212 223V222ZM235 221V220H234ZM257 221V220H256ZM64 222V223H63ZM124 222V221H123ZM132 222V221H131ZM70 223V222H69ZM179 223V222H178ZM71 224V223H70ZM79 224H82V221L80 220V222H79ZM122 224V225H121ZM134 224V223H133ZM252 225V224H251ZM135 226V225H134ZM207 226H209V227H207ZM210 226H212V227H210ZM110 227V226H109ZM264 227V226H263ZM112 228H114V230H111V233H109L107 230L108 229H112ZM213 228L215 229V230H218V231H216V232H213ZM128 229H130V228H128ZM136 229H138V227H137V225L135 226V227H132V230H131V232L129 231V233L131 234V236H129L128 238H127V240L124 242L123 240V242H119V243H121L125 248H128L129 250H122L121 252H119L117 255H116V257H115V259L113 260V262L111 263V264H123V263H125L126 261H128V260H133L132 259V256H136V263L135 264H142V260H140V257H137V255H136V253H141V251L143 250V247L145 246V244H146V241H145V238L142 236V235H140V233H139V229L138 230H136ZM261 229H263V228H261ZM103 230V229H102ZM214 230V231H215ZM263 231H264V229H263ZM262 232V231H261ZM115 233V234H114ZM263 233V232H262ZM259 234V233H258ZM163 235H164V233H163ZM261 235H259V236H257L256 238H257V240H260V239H262V237H260ZM118 237V236H117ZM124 237H126V236H124ZM144 238V239H143ZM115 239V238H114ZM119 240H121L120 239V236H119V238H118V241ZM125 240V239H124ZM117 241V240H116ZM115 241V242H116ZM117 241V242H118ZM261 241V245L262 244H264V239L263 240H260ZM215 242V243H214ZM258 242V241H257ZM217 243H219V244H222V245H217ZM225 243V244H224ZM50 245V247H51V244H49ZM257 245H259V244H257ZM242 248V247H241ZM245 247H243V249H244ZM248 248V247H247ZM25 249H27L31 254L30 255H27L26 254V250ZM148 249V248H147ZM210 249V248H209ZM246 249V248H245ZM145 250V249H144ZM150 250V249H149ZM176 250V249H175ZM215 250H213L212 249V247H211V249L209 250V252H208V254L209 255H213V251H215ZM240 250H241V252H240ZM250 250V249H249ZM244 251V250H243ZM240 252V253H239ZM146 253V252H145ZM146 255V254H145ZM222 255V256H223ZM143 257H144V255H143ZM152 257V256H151ZM244 257H246V256H244ZM163 258V257H162ZM242 258V257H241ZM238 259H240V258H238ZM243 259V258H242ZM141 262H140V261ZM145 260V259H144ZM177 260H178V254H176V255H173V254H171L170 255V264H176V262H177ZM58 261V262H57ZM247 261V260H246ZM251 261H253V260H251ZM245 262V261H244ZM73 263L74 264H78V263H76L74 260H73ZM236 263H238V262H236ZM240 263V262H239ZM248 263H249V261H248ZM245 264H246V262H245ZM249 264H251V263H249ZM257 264V263H256Z\"/></svg>",
	"mask_w": 264,
	"mask_h": 264
},
{
	"label": "snow or ice",
	"instance_id": "obj_3",
	"mask_svg": "<svg viewBox=\"0 0 264 264\" xmlns=\"http://www.w3.org/2000/svg\"><path fill=\"white\" fill-rule=\"evenodd\" d=\"M231 2V0H225V3L227 4V3H230ZM237 2H239V0H237ZM8 3L9 4H12L13 3V0H8ZM53 6H55V5H53ZM253 5L250 3V4H248L247 5V9H250L251 7H252ZM247 9H245V11H247ZM98 10V9H97ZM201 13H197L196 15H200ZM97 19H99V17H97ZM75 33H76V29H73L72 31H69L68 33H67V37L68 38H74V36H75ZM57 43H59V40H57ZM97 51H100V49H97ZM8 54H10L9 53V51L8 50H6V55H8ZM106 95H107V93H106ZM225 110H227V109H225Z\"/></svg>",
	"mask_w": 264,
	"mask_h": 264
}]
</instances>
